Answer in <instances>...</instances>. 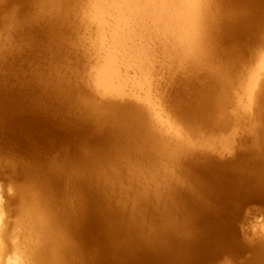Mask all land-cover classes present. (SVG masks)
Segmentation results:
<instances>
[{"label":"bare ground","instance_id":"6f19581e","mask_svg":"<svg viewBox=\"0 0 264 264\" xmlns=\"http://www.w3.org/2000/svg\"><path fill=\"white\" fill-rule=\"evenodd\" d=\"M71 1H72L71 4H74V3L78 4V2L80 3L79 5L81 6V8L83 10V11L82 10L81 11L84 13L85 20H87L86 23L88 22L91 25L93 24L96 27L95 29H97V32L95 33L96 35L93 32L92 33H88V35L86 34L87 36H90V35L92 36L93 35L92 37H94V36L96 37L95 38L96 40L93 39L94 41L92 40V38H89V40H92V42H93L92 49L95 46L94 45L95 41H96L95 44L97 45V46H95V49L97 48L95 51L98 54V56L96 57L97 58L96 60L99 59L98 60L99 62L97 61L98 62L97 63L95 61V58H94L93 62L95 61L97 65H95V62L90 64V65H93V64L95 65L96 68L94 66H92V67L95 68L96 72H95L94 68H92V67H91L92 68L91 70H93V71H90L91 73L89 72V70L86 69L87 68L86 66H88L89 63H86V65H84L86 68H84V69H83V67L81 68L82 71L85 72V69H86L87 70L86 72L89 73V74L86 73L85 76H87V75L90 76V77L93 76V81H92V79L88 80L87 77H85V79H87L89 81L88 85H87L88 87H91V86H89L90 81H92L94 83L93 84L94 88H92L93 86L91 87L92 89L89 88L90 91L91 90L93 91V89H95V87H96L98 92H96V90H94L95 91L94 94H96V93H97V95L99 93L103 94V97L101 95L100 96L98 95L99 99L107 98V100H108L110 97L114 98V97H112L114 95H117V97L119 96V98H120V96L121 97L122 96H126L125 93L127 91V88L129 87V84L132 83V85L134 87L136 86L139 89L141 88L140 90H144L146 92L142 91L145 94L144 95L141 92L143 94L142 95L140 93L138 94L137 91H135V90L133 91V92H135L134 95L136 97V101L139 100L138 103H136V101H133V100H132V103H126L127 102L126 99H124L125 102H123L122 100L121 101L118 100L120 102L111 101L112 100L111 98H110V101H107L106 99H103V101H100V100H97L95 97H91L90 95L89 96H85V94H84L83 96H85V98H84L85 101L81 100L83 98H80L81 102L79 103V105L81 106L80 109H82V105H84L86 107L87 112L90 111V114H87V113L86 114H87L88 117L90 116L91 119L87 118V117L85 118L84 116H83L84 118L81 117V120L82 119L83 120L84 119H86V120L89 119L90 122L87 120L89 122L87 129L80 128V127L78 128L77 127V126H81L82 125L81 123L83 122V120L80 121V117H79V119L76 117L78 114L74 115L80 121V123L77 121L79 123V124L77 123L78 124L76 126L77 128L75 127L74 123H73L74 126H73V124H72V126L75 127V128H73L71 126V128L68 129L67 127L70 125V123L68 124V126L65 124L67 126V127H65L67 130L59 128L63 132V134L65 136L71 137V138L73 137L74 139H71L72 141L76 140L75 137L82 138L81 139L82 140L81 145L83 144L85 139L87 140V142H86V140L84 142L86 144V146H87V143H89V141H90V143H91V141L95 142L96 145H97V143L99 144V147L96 148L94 143H91L90 146L94 148V149L92 148L93 150H89V147H83V146H81L79 148L77 146L75 148V150L77 149L76 150L77 153H79L80 166L84 170V173H85V175L87 177V182L91 186L92 195H93V209H92V212L89 213V211L85 210L83 212V214L80 216V218L75 223H73L71 220L68 219V207L67 206L64 207L65 202L67 203V201L70 200V198L68 197V199L65 200V202L62 201L64 203L62 205L60 200H61V198L66 199V197L65 198L61 197L60 198V196H59L58 198H60V200L59 199L57 200V202L59 204H58V206H55L53 204L54 201L52 202L51 198H50L51 193H53L52 192L53 188H52L50 183L42 182V180L40 179L41 177H39L41 175V173L40 174H39V172L36 173L37 172V168H36V171H35L34 170L35 168L32 169L29 164H27V166L29 165L30 167L29 166L28 167H22L23 169H21L20 167L19 168L14 167L13 164L15 162H17V161H15V159H14L15 157L14 158L12 157V160H10V161H14L13 164L11 162V164L13 166L12 168H14L15 170H16V168L21 170V171L24 170V173L21 172V171L19 173L18 170H17L16 172L18 173V175L19 174H21V175L25 174L26 178L31 179V177L33 178L34 173H36L37 175L39 174V176H38L39 179L38 178L37 179L40 180V181L34 182L36 180H34V181L33 180H31V181L29 180V181H26L24 185H21V184H23L22 181L24 179H21V180L19 179V177L21 175L18 177L19 180L15 176L16 177L15 179H17L18 181H21V184L19 182V185L21 187H19V190H18V196H19L18 198L20 200V206H19V208L17 210L18 213H19V219L18 220L16 219L17 220L16 228H13L14 224L11 226L10 222H8L9 224H7L8 226L9 225L11 226V229L14 230L13 232H11L12 231L11 229H10L11 231L9 230V227L6 228L7 226H4L5 225V217H6L5 216V206H4L5 202H3V198L0 196V264H90V262H92V264H218L219 262H217V259L220 256H222L223 252L225 253L228 249L230 250V253H231V251H233L232 253L235 252L234 254L237 256V258L239 256L236 254V251L237 252H241V253L242 252L244 253L247 250H251V252L254 251L252 253V256H250L251 255V253H250V255H249L250 257H248V258H244L243 259V257L240 256L241 259H243V260L240 261L238 264H264V240H261V238L263 236V233H264L263 232L264 231V228H263L264 226L262 225V228H263L262 236L257 238L259 243H256L257 240L255 239L254 240V244L255 243L256 244L255 245H253V244L250 245L251 243H253V240H252L253 238L252 239L247 238V234H245L243 232V231H245V232H247V231H246L245 228H242V226H243L242 224L244 222L243 223L241 222L243 220L244 221L247 220L246 214L241 213V211L244 210V209L242 210L241 207H242V205L243 206L245 205L244 203L246 202V200L248 201L249 199H253V200L260 199L262 202L264 201V134H263L264 133L263 132L264 128H262V127L260 128L262 130L261 133L262 132L263 133H262V135H261V133L259 134V130H260L259 126L260 125L258 123V121L260 119L262 120V117L259 116L260 118H259L258 121L256 119H254V118H256L255 115L258 114V113H255V111H254V113H255L254 116L255 117L252 115L253 116V118H252V116L250 115L252 109L249 111L250 113L246 109L247 111L246 110L245 111H246V114L248 113V115H244V113H245L244 112L243 113L244 116L240 117L241 115L238 112L235 113L234 110H232V106H231V109L228 107V106H230V105H228L230 102H232L235 99H237V97L235 96L236 94L238 95V98H240L239 96H241V93H243L242 95H245L248 98L247 102H246L247 103L246 106H248V108H250V107H253L255 104H257L258 105L257 108L259 107L260 111H261L260 115L261 116L264 115V75H262V74H264V52L260 53V51L259 52L255 51V54L257 52V55H258V53H260V56L258 55L260 58L257 61V62H259V65H258L257 62H256V64H254L255 61L257 60L256 58L253 59L254 60V63H253L252 56H251V62L253 64L250 63V65H255L256 68L253 66V69H252L253 71H251L249 68H247V70H249L248 72H250V74L245 70L246 68H244L245 74H249V75H247L249 77L245 76V77H247L246 80H245V77L243 75L244 71L242 70L243 72L240 73V74H242V75H240V77L243 76V78L241 77V80L244 79V81H241L242 84H240V90L241 91L239 90V88H237L239 90L238 92H241L240 94H238L237 89H235L236 88L235 86L240 81V79L237 80L238 82L234 81L235 83L232 84V85H235L234 87H231L232 85L230 84V83H232L233 80H236L238 78L236 76H238L239 72L236 71L237 73L236 72L231 73V74H233L232 77L234 75H236L235 76L236 78L234 77L232 79L231 76H230V78H229V76H226L227 74L225 73V71L227 69L224 70V71H222L221 69L223 68V66H224V68H227L228 66H231L233 64H241V62L233 63L234 59L232 60V58H233L232 56L230 58L233 61L232 62L233 64L232 63L228 64L229 62H231V60L229 59L228 56L231 53L232 54L234 53V55H235V51L234 50L237 49L238 45H240V46L242 45L243 46L242 48L246 49V47H248L247 44H249L250 40H249V42L247 41L248 43L247 42L243 43V44L247 43L246 44L247 46L243 45L241 43L242 41L238 42L239 40L238 41H234V39H233L232 42H231L232 39L230 41L228 40L230 43H233V44L235 42L239 43L237 46H236V43H235L236 49H233V50L231 49L232 52L229 51L230 49L228 47V49H229L228 51L230 53H228L227 50H224L226 46H229L228 42H227L228 45H225V47H224V45H223L224 42L221 41L223 44L222 43H220V44H221V46L223 45L222 47L224 49H222L221 47H219V48L224 50L222 52H227L226 56L228 55L227 56L228 58L227 57L226 58L228 60H230L229 62H225V63L222 62L220 57L223 58V56H225V55L222 56L223 53H221V54L218 53V56L221 55V56L218 57L220 59L217 58V54H215V53H211L210 54L211 50H215V51L217 49H218L217 51L220 50L219 48L216 49L218 43L217 42H216L217 44L215 43V41L217 39L220 41V38L217 37L215 39L214 38L215 37L214 36V32H215V34L219 33L220 36L225 35L227 37H233V38L236 37V36H239V39H240V36L244 37V35H246L247 37H246L245 40H248V36L249 35L250 36L253 35V32H252V34H250L252 28L256 24H259V25L262 24L261 22L264 21V0H225L227 4L228 3L230 4V2H231L232 5H234V6H232L230 4V6H232V7L228 8L229 4L227 6L226 5L225 6L222 5L224 7H227L226 9H229V10L228 11L226 10L227 12H224V13H222L224 10L223 11L222 10L221 11L218 10L217 11L218 14L215 12L216 10L213 9L217 2L215 1V3H214L213 0H0V11L6 13L5 15H3V17H2L0 22L3 23L2 26H4V27L5 26L6 27L7 26H11L10 28L14 29V27H16L17 24H19V23H21V24L25 23L26 24V22L29 21V23H30L31 22L30 20H32L34 18L35 19L44 18V17H41V16L44 15L46 12H49V14H50V15H48L49 17L46 18L47 15L45 16V18L47 20L49 19L48 20V24H46V27H47L46 29H48V28H50V27H48L49 25L51 27L55 26L57 24L56 22H59L60 20L65 18V17L62 16V18H59L60 20L58 21L57 20L58 17L56 18L54 16V14L52 12H50V9H53V7L55 9V7H56L55 12L58 11L57 13H60L59 11H61L60 15H62V14L65 15V12H64L65 8L64 7H65V5L67 6ZM220 1L222 2L223 0H220ZM225 1H223L224 2L223 4H226ZM235 2L238 3V4H236ZM213 4H215L214 7H213ZM217 5H219V3ZM217 5H216V9H217ZM72 6L73 5H71L70 7H72ZM67 8L69 9V6H67ZM232 8L234 9V11H231V10H233ZM222 9H224V8H222ZM74 10H75V8H74ZM51 11H53V10H51ZM69 12L72 14V12L70 10H69ZM221 14H223V15L225 14V15L222 17ZM219 15L221 16V18H220ZM0 16H2V15L0 14ZM67 16H68V14H67ZM70 16L71 15H69V17ZM53 17H55L56 19L53 18ZM77 17L76 18L72 17V18L77 20ZM79 17H80V15H79ZM81 18H82V16H81ZM81 18H78V19H80V21H81ZM219 18H220V20H219ZM44 20H43V23L45 22ZM85 20H83V22H85ZM40 21H39V23H40ZM67 21H69V20L67 19ZM62 22H64V24H65V21H62ZM39 23H36V24H39ZM81 23H82V21H81ZM36 24L35 25L34 24H30V25L36 26ZM64 24H63V26H64ZM69 24L71 25V23H69ZM60 25H61V22H60ZM70 25H68V26H70ZM76 25H79V24L76 23ZM84 25H85V23H84ZM34 26H33V28H32V26L31 27L29 26V28L27 27L28 29H26V30L27 31L35 30V32H37V34H38V31H40L42 28L39 26V28H41V29L40 30L38 29V31H37L34 28ZM43 26H44V24H43ZM59 26H57V27L59 28ZM37 27H38V25H37ZM89 27L87 26V28H89ZM52 28H54V27H52ZM83 28L84 27H81V28L79 27V29H83ZM87 28H84V29L87 30ZM44 29L45 28H43V30ZM79 29H78V31H79ZM43 30H41V31H43ZM50 30H52V29L50 28ZM50 30H48V31H50ZM59 30L61 31V29H59ZM62 30H66L67 31V26H66V29L62 28ZM256 30H255V33L256 34L260 33V37L257 35V37H259V38L256 39L257 38L256 37L255 39H251V42L253 40H256V42L259 41V39L261 40V38L263 37L262 34L264 35L263 32L261 33V31H263V29L262 30H257V32H256ZM55 31H57V30H54L53 32L55 33ZM60 31H59V33L58 32H56V33L60 34ZM69 31H68V33H69ZM61 32H62V34H64L65 31L64 32L61 31ZM73 32L71 30L70 33H72L73 36H77V35H74ZM79 32L83 33L82 30H80ZM87 32L88 31H86L85 33H87ZM89 32H90V30H89ZM18 33H19V31H18ZM46 33H44V36L47 35V37H48L49 35H48V33L47 34ZM50 33L51 32H49V34ZM220 33H222V34H220ZM10 34L12 35V33H9V35ZM40 34H42V33L40 32ZM55 34H54V37H57L58 35L55 36ZM247 34H249V35H247ZM33 35L36 36L34 32H33ZM65 35L68 36L67 32H66ZM80 35H82V34H80ZM51 36H52V34H51ZM62 36L64 37V35H62ZM69 36H71V35H69ZM254 36H256V35L254 34L253 37ZM4 37H6V36H4ZM31 37H30V39H31ZM47 37H45L44 40ZM60 37H61V35H60ZM60 37L58 36L57 38L60 39ZM63 37H61L62 40H63ZM68 37L67 38L64 37V39L66 38L68 40L70 38L69 39L70 41L68 40L69 44L67 45L69 47L71 39L75 38V37H72V38L71 37L68 38ZM139 37H140V39H138ZM7 38H8V36H7ZM155 38H157L158 41L160 40L163 43V45L172 52L171 54L175 55L174 57L179 58V61L183 60V59L184 60L187 59V62H188V60H191V64L193 65V67L191 69L194 68V63L196 64V67L199 64H202V66H204L203 65L204 63L207 64L205 60L210 57L209 55H211V57L216 55V57H214V59L217 58L218 61L220 60V62H222V64H221V65H223L222 68H220L217 72H213L214 70H216V67L212 68L213 71H212V69L210 67L209 68H205L204 73H201V74H205L206 79L204 80L200 76V78L203 79V80H201V79L200 80L202 82L201 85H203V84L206 85V83L208 81L211 82V80L209 78H208V81H207V76H206V74L209 73L208 70H211V73L212 72L215 73L214 75H216V77L213 76V75H210V74H209V76L215 77L216 81L218 80L217 81L218 83L217 82L214 83L215 81H214V78H213L212 82L215 84V86L213 85V83L210 84L211 87H207L206 86L207 88L200 90L198 93H194V94H196L194 97H192L190 95L193 92V90H191L192 92L189 91L190 92L189 95H190L191 98H189V96L187 98L186 92H188V90H186V92L183 93V94H185V98L182 96V98H184V99H182L179 96L177 97V95H175V94H174L173 98L176 96V98H178V103L179 104L184 100L185 103L183 101L182 104L183 103H184V105L187 104L186 107H188L192 111L195 110V112H193V114L195 113L197 115H202L199 118L203 119L202 117L207 116V115H205V112L207 114L206 110L208 108H210L211 106L214 107V108L217 107L216 106V105H218L217 101L218 100L220 101V98H222V101L224 99L225 102H229V101H226V99L227 98L228 99L231 98L232 96L231 97H228V96H230L233 92L231 91L232 93H230V91H229L230 95L227 93L228 94V96H227V94H225L226 90L228 91L229 89H231V90L235 89V91L237 93L234 91L236 93V94L233 95V97L235 96L234 100L230 99L231 101L228 104L226 103L227 106L226 105L225 106H226L227 109L229 108L230 111H232V115L231 116H233V114L235 113L236 115L235 114L234 115L237 117L236 119H238L239 117L241 118V119H238V122H239V120L241 121L243 118L245 119L246 116H247L246 120L249 119L248 120L249 123L253 122L254 120L257 121V122L254 121V123H258V127L257 126H253V124H252V126L254 128L256 127V129L257 128L259 129V130L255 129L256 132L258 133V135L255 132L254 133L255 137L253 136V134L250 135V136H253L259 142L252 143L251 142L252 140L248 139V143L247 144H249V142L254 144V145H252V147L250 146L251 148L250 147L248 148L245 145L246 142H247V138L242 137V139L244 138V140L241 142L242 139H240L239 137H241L240 134H242L243 131H244V130L242 131V129L247 128V127L243 128V125L247 124V122L245 121L246 122L245 123L242 120L241 122H243V123H241L242 125L240 124V126H242L241 127L242 129L238 128V130H241V131H238L237 129H235V127H232V129L234 128L239 133V137H237V138L240 140L241 143L244 142L243 145H245V147L248 148V151H245L246 152L245 154H241V153L239 154V152H237L238 154H236V156H234V159H233V157L229 158V154H227V152H225V151L221 152L220 154L218 153L219 154V158L216 157L217 154L215 155V152L216 151L219 152V150L215 151V149H214L215 157H213L214 156L213 154H212L213 156L210 155L211 153H213L212 149H210V151L207 150L208 154L201 153L199 150L201 148H203V146L207 147V148H208V146H210L209 148H213L214 147V146L211 147V145H210L211 142L209 143V139L208 138L210 137V134L206 135V137L209 136L207 138L208 142L206 140L207 143H204L201 140L200 141L202 143L201 142H200L201 144L198 143L199 139L203 138V137H201V135L208 130L207 128L211 129V128L215 127L214 124L218 125L217 123L221 122L223 120V118H224V117L222 118V116H225V121H226L228 119L226 117V115H225L226 113L224 114L222 112L224 115L222 114V116H221V114H220L221 110H220V112L218 114H216L214 112V114L221 116L222 120H219L217 118L218 121L216 123L215 122V120H216L215 118H214L215 120L213 118H210V120L211 119L214 120V121L211 120V122H213V123L210 122L212 124V126L214 125L213 127L210 126L209 122L207 123V124H209L208 127H206L207 126V124H206V120L207 119L205 120V118L203 119V121H205V122L202 121L203 124H201V120L196 117L197 115L196 116L194 115V118H196V120L199 119L200 120L199 121L200 124L203 127H206V129H207V130L205 129L206 131L204 130V132L203 131L201 132L200 131L201 128L200 129L197 128L198 127V125H197L196 128H197V130L198 129L199 130L198 131L196 130L197 132H195L194 133L195 135H194V134H192V130L195 131V129L192 127L193 124L191 126V124L190 123L188 124V121H187V124H188L187 126H190V127L187 128L188 130L186 129V126H185V124H186L185 120H187L188 112H190V110L188 109L187 114H184L185 112L183 113V111L181 112L180 109L182 108V106H181V108H178L177 107L178 106L177 101H175L176 104H177L176 107H175L174 106L175 102H173V98H172V96H170V95H172V94H170L171 91L169 92V97L171 99L170 98L169 99H170V102L172 100V102L174 104L170 103L169 109L172 108L171 111L175 110L176 114L174 113V116L177 115V112H176L177 108L179 109L178 110V114L180 115V117L183 116V115H184L183 118L186 115L187 116L184 118L185 120H183L185 122V124L181 122L182 120L179 117V115L176 116V118L178 117V119H180L179 121L182 124H184V125L180 124V128L177 127L178 125H176L174 123L175 119H173V121H174L173 123L175 124V126L172 123H170L169 122L170 119H168L167 117H170L171 114L170 115L167 114V117H166V115L163 113V112H166V111L161 110V108H163V107H161L159 104H158L159 106L157 105V102L153 98L154 96H152L153 94L151 95L152 90H150V88H149L151 85H148V84H150V82H148V80L150 79V81H151V78H149L150 77L149 73L152 70V64H151L152 63L151 62L152 61L151 60L152 49H151V47L153 45L152 44L151 46H149L148 44H150V42L151 43L154 42L153 39H155ZM221 38H224V37H221ZM6 39H4V40H6ZM52 39H53V36H52V38L50 40L49 39H47V40L50 41V43H51ZM59 39H57V40H59ZM157 39H156V41L154 43L157 42ZM8 40H9V38H8ZM10 40H12V39H10ZM24 40H25V38H24ZM26 40L28 41V39H26ZM54 40L56 41V38ZM62 40L60 42H62L63 45H61V46H62V48H64L63 47L64 46V42ZM87 40H88V38H87ZM222 40H224L226 42L227 39L225 40V38H224ZM242 40L245 41L244 39H242ZM2 41H3V39H2ZM46 41H44V42H46ZM48 41H47L46 44H49ZM59 41H57V42H59ZM73 41L77 42L78 40L74 39ZM73 41H72V43L75 44V42H73ZM81 41L83 42L84 40L80 39V42ZM262 41H263V39H262ZM19 42H21V41H18V43ZM57 42H55V43H57ZM92 42L90 41V43L88 42V44H92ZM27 43L29 44V41ZM32 43H33V48L36 47V49H38L37 45L36 46L34 45L35 41L32 42ZM53 43L54 42H52V44ZM55 43H54V45H57ZM65 43H67V42L65 41ZM77 43H76V45L72 44L73 46H75L76 49H77V47H76ZM85 43H86V41H84V43H83L86 46ZM157 43H159V42H157ZM255 43H254V47H252L253 45L250 46V44H249V46L252 49L254 48L255 50H258L260 47H258L257 43H256V45H257V47H256ZM79 44H82V43H79ZM220 44H218V46H220ZM233 44L231 45V47L234 46ZM258 44L259 45L261 44V47H262L263 43H259L258 42ZM29 45H31V44H29ZM82 45H80V48H82ZM84 45H83V47H85ZM20 46L22 47V45H20ZM67 46L65 45L64 49H68ZM91 46L92 45H89V47H91ZM164 46H162V47H164ZM29 47L27 49H30V52L32 51V53H36L37 51H39L41 49L40 48L37 51L35 50L33 52L34 49H32V45H31V48H29ZM70 47L72 49V46H70ZM78 47H79V45H78ZM18 48H16V49L18 50ZM60 48L61 47L59 45L58 51L61 50L60 52L67 53V52H65L67 50H64L62 48L60 49ZM75 48H73V49H75ZM86 48H83L82 50H84V49L86 50ZM166 48H164V49H166ZM242 48L237 49V51L239 52V50H241V52H243ZM1 49H2V47H0V50ZM16 49H14V50H16ZM245 49H244V51H245ZM263 49H261V51H263ZM45 50H47V49H45ZM45 50H44V52L47 54L49 51L47 50V52H46ZM69 50H68L67 54L70 55L69 58H71V55L75 51L73 53H71ZM91 50H90V52H92V53H90L89 55L87 54L88 56H90V55L92 56L94 50L93 51H91ZM20 51H22V50H19L18 52L20 53ZM27 51L25 53H27ZM42 51H39V52H42ZM51 51L52 52H50V53H52V57H53V54L56 53V59H54L53 61H56V63H57L58 57L60 58L58 61L62 60L61 57L59 56L60 52H59L58 57H57V52L58 51L57 52H54V50H51ZM86 51H88V52H86ZM86 51H85L86 53H89V50H86ZM217 51H216V53H217ZM16 52L13 55H15ZM44 52H42V54ZM82 52L84 53V51H82ZM96 52L94 53V55L96 54ZM22 53H23V51H22ZM75 53H74V55H75ZM79 53L81 54V52H79ZM86 53H84V54H86ZM245 53H246V51H245ZM245 53H242V57L244 55L243 58H241L240 54H239V57L241 58L240 61H242L243 59H246L245 56L247 54L245 55ZM30 54H29V56H30ZM36 54L39 56L38 53H36ZM67 54H62V55L66 56ZM80 54H78V55H80ZM171 54H169V55L171 56ZM21 55L22 54H20V56ZM37 55H32V58L30 56L29 60L31 58V61H32L34 56L36 57L35 59L37 60ZM68 55L66 57H68ZM76 55H77V53H76ZM206 55H208V57ZM250 55H253V54H250ZM257 55H256V57H257ZM20 56L18 55L17 59ZM44 56H45V54L42 55V57H44ZM49 56L50 55H48V57ZM84 56L87 57L86 55H84ZM254 56L255 55H253V57ZM48 57H46V59L45 58L44 59L47 60ZM66 57H64V58H66ZM80 57H81V55H80ZM85 57H83V59ZM236 57H238V55L235 56L234 58H236ZM27 58H28V54H27L26 57H24V59L26 60ZM171 58L172 57H170V59ZM226 58L224 57V59H226ZM35 59L33 60L34 64L29 63L30 61L28 62V59H27V61L23 60L24 61L23 63L26 64V62H27V63H29L28 65L31 64V66L33 68V66L36 65L35 63H37L39 61H42V58L41 59L38 58V61H35ZM88 59H89V57H88ZM88 59L85 58L84 61H86V62L88 61L89 62ZM170 59H168V60H170ZM1 60H2V58H1ZM11 60H13L12 57H11ZM21 60L19 58L20 62H21ZM71 60H73V59L71 58ZM71 60L66 61V62H70ZM75 60L76 61H78V60L81 61V58L78 59V60L77 59H75ZM246 60H248V62H249V59H246ZM4 61H5V59H4ZM6 61H8V60H6ZM9 61H10V59H9ZM53 61H52V64H53L52 67L53 68L51 67L50 64H48V63L47 64L50 65L49 67H51L54 70L49 69L48 65L46 66L47 69L49 71L52 70V72L55 71V69L57 70V67H56L57 65H55L56 63L53 62ZM90 61H92V60L90 59ZM176 61H178V60L175 59V61H174L175 65H177ZM218 61H217V63H220ZM223 61H225V60H223ZM237 61H239V60L237 59ZM12 62L14 63V61H12ZM42 62L45 63L44 60ZM49 62L51 63V60H49ZM73 62L74 61L71 62L72 65H70V66H73ZM183 62H185V61H182V66L181 67H180V65H181L180 63L181 62L179 63L180 65L178 64L177 66H179V68H182V67L185 68L183 66ZM192 62H194V63H192ZM23 63H20L19 67L23 66V65H21ZM71 63H66V64L69 65ZM78 63L76 62L74 64L77 65ZM10 64L13 65L12 63H9L8 65H10ZM62 64H64V63L63 62L59 63V67ZM66 64H65V66H66ZM170 64H173V63L171 62ZM187 64H189V63H187ZM191 64H189V65H191ZM210 64L212 65L213 63H210ZM224 64L225 65L227 64L228 66L226 65V67H225ZM40 65H41V63H40ZM54 65H55L56 68H54ZM243 65H244V63H243ZM245 65H244V67H245ZM250 65L248 64V66H250ZM1 66L3 67V65H1ZM16 66H17V64H16ZM25 66H27V65H25ZM41 66L40 67L43 70V68H44L43 64ZM63 66H61V67H63ZM208 66H210V65H208ZM208 66H206V67H208ZM5 67H3V68H5ZM46 67L44 69H46ZM73 67H71L72 68L71 73L74 71L73 69H76L79 66L77 65L76 68L75 67L73 68ZM218 67H220V66L218 65ZM16 68L18 70V66L15 67L14 71H17ZM34 68H35V71H38L36 69H39L37 65ZM64 68H60V69L58 68L59 72H61V69H63L66 72L67 68H69V70L67 69V71H70V67L69 66L67 68H65V69ZM89 68L90 67H88V69ZM134 68H135V70L137 72H139L138 75L140 77L139 78L137 77V79H135V77L137 76V75L135 76V74H134V76H135L134 78L132 76L133 79L130 78L131 77L130 73H128V74H130L128 76H127V74H125V69H129L130 70V69H134ZM5 69H7V68H5ZM8 69H10V68H8ZM8 69L6 71H10ZM21 69H24V68H21ZM19 70H20V68H19ZM186 70H187V72L190 71L189 68H186ZM229 70H230V68H229ZM14 71H13V74L15 73L16 75H19V76L23 75V77H21V78L30 77L29 75L31 74V72L28 69H27V71L23 70L24 72H22V70H20L22 72V74H19V73L17 74ZM35 71L33 70L32 72H35ZM39 71H41V69H39ZM39 71H38V73H41L44 70L41 71V72H39ZM79 71H80V68H79ZM191 71H192V73H194L193 71H195V70L193 69ZM199 71H202V70H199ZM2 72H4V71H2ZM25 72L26 73L30 72V73H29L28 76H26L27 74ZM57 72H58V70H57ZM75 72L76 71H74V73ZM92 72L94 73V75L91 76V74H93ZM181 72H182V69H181ZM183 72L187 73L185 71V69H183ZM4 73H1V75L4 74ZM23 73L26 74L25 77H24ZM79 73L80 72H78L75 75L78 76ZM196 73L197 72H195V75H198V76L201 75V74H196ZM13 74L11 73L10 77H12ZM44 74L45 73L43 72L42 75H44ZM51 74L50 73L48 74V76L50 78L47 76V74L45 75L46 77H48L49 81L53 77L52 76L53 74L52 75ZM55 74H56V71H55ZM82 74H83L82 77H84V73H82ZM82 74L80 73V75H82ZM183 74H182V76H183ZM5 75L6 74H4L3 76H5ZM31 75H32V77H34L36 74L34 75V73H33ZM65 75L63 74L62 76H64V80H66L65 81V85L67 86V83H69L67 81H70L67 78H69V76L71 74H70V72L69 73L67 72V75H66L67 77H65ZM176 75H178V74H176ZM180 75L181 74H179L178 76H180ZM187 75H190V74L187 73ZM6 76H8V75H6ZM39 76L42 77L41 74ZM45 76H43L42 78H46ZM55 76L56 75H54V77ZM58 76H59V74H58ZM62 76H60V77L62 78ZM74 76H72V79L74 78ZM184 76H186V74H184ZM40 77H39V79L37 78V81L38 80L39 81L38 82L36 81V82L37 83L40 82L41 85H43L45 87V85L48 84L49 81L45 83L44 80H42V79L40 80ZM54 77H53V79H54ZM60 77L55 78L54 80L59 82V81H61L59 79ZM78 77H80V76H78ZM90 77H88V78H90ZM202 77H204V75ZM12 78H9V80L10 79L12 80ZM16 78L19 79L20 77L16 76ZM16 78H14L15 81L17 80ZM76 78L77 77L74 78L75 81H77ZM177 78H179V77H177ZM186 78L189 79V77H186ZM186 78L184 80L188 81V79H186ZM195 78H196V76H195ZM2 79L3 78H0V80H2ZM26 79L28 80V78H25V80L22 81V82H25V81L28 82L32 78L29 79L28 81ZM57 79H59V80H57ZM74 79H73V81H74ZM78 79H83L85 81V82L82 83L83 85L86 84V82H87L84 78H78ZM181 79H180V81H181ZM4 80H6L5 77H4ZM45 80L47 81V79H45ZM83 80H81V81H83ZM177 80H179V79H177ZM177 80H176V82L178 83ZM197 80H198V82L200 81L198 78L196 79V81ZM229 80H231V81H229ZM15 81H13V83ZM31 81H33V79ZM34 81H35V79H34ZM53 81L50 82V83L53 84ZM75 81H74V85L69 86L71 88H69L67 86L68 90H66V91H69V89H72V87L75 86L76 83H78V85L80 87V83L79 82H81V81L78 80V82H76V83H75ZM186 81H183V84H181L182 87H185L183 85H184V82H185V85H186ZM203 81L204 82L207 81V82L203 83ZM22 82L20 81V84H19V81H16V83H18V86L20 85V87H21V83ZM198 82H196V83H198ZM174 83H173V85H174ZM4 84H6V81L4 82ZM15 84H13V86H15ZM31 84H32V82H31ZM33 84H32V86H35V84L34 85ZM57 84L60 85V83H57ZM187 84L189 85V81H188ZM7 85H8V83H7ZM23 85H24V83H23ZM58 85H57V87H58ZM68 85H71V84L69 83ZM179 85L180 84H176L175 86H172V84H171L172 87H176V88L177 87L179 88L181 86V85L180 86ZM190 85H192V82H190ZM208 85H209V83H208ZM229 85H231V86L228 87ZM11 86H12V83H11V85L9 87H11ZM32 86H30V87H32ZM43 86H41L42 89L44 88ZM61 86H64V84H61ZM61 86H59V87H61ZM87 86L85 85L84 87H87ZM133 86L130 85V88L133 87ZM23 87H22V89H20V91H19L20 93L22 91H24L22 93H25V89L23 90ZM25 87H26L27 90L30 89L31 94L36 92V91L31 90L32 88H27L28 87L27 85H25ZM38 87H39V89L41 88L40 85ZM48 87H50V86H48ZM55 87H56V84H55ZM59 87L57 89L59 91L60 90L62 91L63 88L61 87V89H59ZM88 87L87 88L80 87L79 89H77L78 87L75 86L76 89H72V90H75V92L77 93L78 91L80 92L81 89H85V92H86L87 91L86 89H88ZM136 87H135V89H137ZM187 87H189V86H187ZM187 87H186V89H189ZM193 87H191V88L193 89ZM1 88H2V85H1L0 89ZM6 88L7 87H5V89ZM18 88L16 86V88H14V91H15V89H18ZM33 88H35V87H33ZM53 88L52 89L51 88H49V89L47 88L49 90V91L48 90L47 91L51 92L52 90H54ZM151 88H152V86H151ZM169 88H171V87H169ZM227 88H229V89H227ZM39 89H38V91H39ZM177 89L173 88V90H175L174 93L176 92ZM11 90L12 89H10V94H11V92H14L13 90L12 91ZM35 90H36V88H35ZM58 90H55V91L57 92ZM72 90L70 92H74ZM76 90H78V91H76ZM140 90H139V92H140ZM184 90H185V88H184ZM30 91H28L29 93L26 91V95H29V97L32 96L30 94ZM47 91H44L43 95H45V93ZM129 91L131 92V90H129ZM149 91H151V92H149ZM179 91H183V89H180ZM179 91L177 90L176 93L178 94ZM0 92H2V91H0ZM4 92H6V90L5 91L3 90V92L0 94V98L2 96L6 97L8 95L7 94L8 92L5 93V94H4ZM82 92H83V90L81 91V93ZM62 93H63V95L66 94L63 91H62ZM69 93L67 92L68 95H71ZM74 93L72 95H74ZM88 93H90V92H88ZM88 93L86 95H88ZM17 94H18V92L16 93V95ZM47 94L49 95V93H47ZM56 94H58V93H56ZM78 94L81 95L80 93H77L76 95H78ZM94 94L92 93L93 96H94ZM109 94H111L112 96H110ZM129 94L130 93H128V95ZM131 94H133V93H131ZM183 94H181V92H180L178 95H183ZM14 95H15V93L12 94V96H13L12 100L16 98V97L14 98ZM20 95H21L20 97L23 96V94H20ZM41 95H42V93H41ZM48 95H47L46 98L49 97L51 102H52V100H55L53 102H56V100L59 101L58 97H57V99H56V97H53V95H55L54 93H53V95H51V94H50V96H48ZM105 95H109V98L108 97H104ZM33 96H34V94H33ZM37 96H39V94ZM51 96L53 98H55V99H51L52 98ZM65 96L67 97V95H65ZM65 96H64V100L66 99L67 101H64V102L60 103V105L62 104L63 107H64L63 103H65V102L68 103L69 100H70L71 103L68 104V106H70L72 104V102H73L71 100L72 98L68 99ZM83 96L81 95V97H83ZM77 97L78 96H76V99H77ZM88 97H90V98L88 99ZM100 97H102V98H100ZM128 97L130 98L131 96L129 95ZM218 97H219V99H218ZM33 98L29 99V102H31V100L33 101L34 100ZM43 98H45V97H43ZM61 98H62V96H61ZM73 98H74V96H73ZM124 98H126V97H124ZM2 99H3V97H2ZM179 99L181 100V102H179ZM186 99H188L187 100L188 103H186ZM240 99H242V98H240ZM21 100H23V99H21ZM73 100H74V102L78 101V99L75 100V98ZM105 100H106V102H104ZM114 100H115V98H114ZM128 100H130V99H128ZM189 100H190V102H189ZM239 100L237 99L235 101L238 102ZM24 101L28 102V100H24ZM45 101L47 102V101H49V99L48 100L45 99ZM61 101H63V99ZM82 101H84L85 104L82 103ZM34 102L32 103V106L29 105L30 107H33L32 111L28 110V111H30V112H28L27 109H26V112L29 113V114H25V113L21 114V113H18V111L20 110V111L24 112V109L26 107L23 110H21V108L19 110H16V109L19 108V107L17 108V106L15 105L17 103H14L15 107H12L13 103L11 104L10 99L7 98V99H5L4 104L0 106V115L1 114L3 115V117H4L3 119L5 121H11V120L13 121V120H17V119H21L22 118L23 121L29 120V121H32V123L33 122L34 123H38L39 122L40 124L41 123H45V124H47L49 126L54 125L53 122L58 119V118L56 119L57 113L55 115L54 112H52V111H55V110L53 109V110L50 111L55 116V119L52 117V119H53L52 120L51 119V115L52 114L50 113V116L47 114L48 111L51 109V106H48V107L44 106L45 105L44 101H39L40 105H43V107H45V110L48 109V111H46L47 113L44 111L46 113L45 114L43 111H42L43 113L40 112L41 110L39 111V108H42V107L39 105V108H38V105H37L38 103L35 104ZM237 102H235V103L237 104ZM239 102H241V101H239ZM2 103L0 102V104H2ZM41 103H44V104H41ZM58 103L56 102V104H58ZM221 103L222 102H220V104ZM232 103H234V102H232ZM33 104H35V105L33 106ZM76 104H78V102H75V107L73 105L74 108H76L78 106ZM223 104H225V103H222L221 106ZM241 104H242V102H241ZM49 105H53V104H49ZM60 105L58 104V106L57 105H54V106L60 107ZM231 105H233V104H231ZM239 105L240 104H238V106ZM19 106H21L20 103H19ZM27 106H28V104H27ZM54 106H52V108H54ZM68 106L66 107V109L64 108L65 111H67V110L69 111ZM173 106H174V108H173ZM218 106H220V105H218ZM241 106H243V105H241ZM46 107H47V109H46ZM63 107L62 108L60 107V109H59L60 112H62ZM223 107L224 106H222V108ZM233 107H235V105H233ZM236 108H237V105H236ZM77 109L79 110V107H77ZM77 109H76V111L78 113ZM163 109H165V108H163ZM184 109H186V108L184 107ZM227 109H225V107H224L222 109V111L224 110V112H225V110H226V112H227ZM229 109H228L227 113H230ZM238 109H239V107L237 108V110ZM86 110H84V111H86ZM237 110H235V111H237ZM57 111H58V109H57ZM168 111H170V110H168ZM242 111H244V110L242 109ZM260 111H259V113H260ZM60 112L58 113V115L59 114L62 115V114H65V113H66V115L68 114V112H65V113H60ZM216 112H218V110ZM256 112H257V110H256ZM167 113H169V112H167ZM180 113L183 114V115H181ZM252 113H253V111H252ZM79 114H81V113H79ZM193 114L189 113V116L192 115V118H193ZM237 114H239L238 115L239 117L237 116ZM82 115H84L83 114V110H82ZM249 115L251 117L248 118ZM70 116L72 117L73 115L71 114ZM78 116H81V115H78ZM208 116H212V115L208 114ZM231 116H228V117L232 118V120H236L235 118L233 119V117H231ZM57 117H60V116H57ZM61 117H64V116L62 115ZM171 117L173 118V116H171ZM64 118H62V119H64ZM188 119L190 120V117ZM250 119H253V121H251ZM70 120H72V118ZM70 120L68 122H70ZM196 120H195V122L197 124H199ZM61 121L63 122V120H61ZM64 121H65V119H64ZM75 121L76 120L74 119L73 121H71V123L75 122ZM20 122L22 123V121H20ZM55 122L57 123L58 121H55ZM189 122H191V121H189ZM193 122H194V120H193ZM226 122H227V125L230 124V123H228V120ZM230 122H231V120H230ZM259 122H260V124L262 123V121H259ZM0 123L2 124V123H4V121L2 122V120H1ZM17 123H19V122H17ZM17 123H16V125H17ZM26 123H28V121ZM61 123H59V125ZM64 123H67V122L65 121ZM87 123L84 124V125L87 126ZM4 124L6 126V123H4ZM204 124H206V126H204ZM7 125H9V123H7ZM22 125H24V124H22ZM29 125H30V127H32L31 124H29ZM219 125H221V124H219ZM1 126L2 125H0V130L2 131L3 126L2 127ZM86 126H84V127L86 128ZM182 126L183 127L185 126V129L188 131V135L183 129H181ZM231 126L229 125V127H231ZM24 127L25 126H23L21 128H24ZM33 127L37 128L36 125L33 126ZM41 127L42 126L40 125L39 128H41ZM43 127L45 128V126H43ZM191 127H192V130L190 131L189 129ZM194 127H195V123H194ZM199 127H200V125H199ZM222 127L224 128L225 126L223 125ZM222 127H220V128L223 129ZM229 127H227V128H229ZM236 127H237V125H236ZM18 128L20 130V127H18ZM47 128L48 127H46V129ZM51 128L52 129L54 128L55 131H56V128L58 129V126H56V128L54 126L51 127ZM220 128H218V131L221 132V133L218 132L219 136L215 132H213L217 128H215L213 131H211V133L213 132V133L216 134V136H218V138L216 137L217 139H219L220 137H221L220 139L225 138V133H227L228 131L231 130V129H229V130L227 129L228 130L227 131V130L223 129V132H225V131L226 132L222 133ZM251 128H250V130H251ZM254 128H252V129H254ZM6 129H7V127L5 128V130L3 129V131H6ZM26 129H25V131H26ZM46 129H45V131H46ZM82 129L88 130L89 134L86 133L87 131L83 132ZM21 130L23 132V129H21ZM49 130H50V128H49ZM199 131L202 133V134L199 133V134H201V135H199L200 137L197 136ZM236 131H233V132L236 133ZM28 132H30V131H28ZM189 132L191 133L190 134L191 136L189 135ZM240 132H242V133H240ZM245 132L247 133V130H245ZM248 132L250 133V131H248ZM253 132H251V133H253ZM15 133H17V131ZM35 133H36V130H35ZM48 133H49V131H48ZM213 133L211 135L212 136L211 138H213L215 136ZM22 134H21V136H22ZM26 134L28 135L29 133H26ZM31 134L33 135V132ZM49 134L51 135V133H49ZM221 134H222V136H220ZM247 134L243 133V136L247 135ZM14 135H16V134H14ZM14 135H13V137H14ZM57 135L59 136V134H57ZM64 135H63V138H61V139H65ZM83 135H85L87 137H85ZM232 135H234V133ZM47 136H48V134H47ZM47 136H46V138H48ZM195 136L197 137L196 138L197 140L194 138ZM248 136H249V134H248ZM198 137H199V139H198ZM228 137L229 138H227V139L225 138L227 141L229 140L228 143H226L227 141L224 140V142L226 144H224V146L222 144V146L225 147L224 150H226V149L229 150L230 149V145L229 144L233 143V141L236 140V138L234 139L230 134H228ZM253 137H251V138H253ZM16 138H18V137H16ZM57 138H59V137H57ZM203 139H205V137ZM217 139H215V140L217 141ZM220 139L218 140L219 144H217L218 142H216V144H215L214 143L215 141H213V143L215 145H218V146L221 145V142H223V141H220ZM81 140L78 141L79 144H80ZM239 140L237 141L238 143H240ZM245 140H246V142H245ZM29 141H30V139H29ZM51 141L52 140H50V142ZM54 141L57 142V140H54ZM72 141H71V143L74 142V141L73 142ZM36 142H38V141H36ZM50 142H49V145L51 144ZM234 142H236V141H234ZM255 142H256V140H255ZM62 143L64 144V141H62ZM30 144H32V143H30ZM68 144H70V143H68ZM199 144L200 145L203 144V146H200L201 148H199ZM42 145H44V144H42ZM49 145H47L48 148H51L52 145H51V147ZM240 145H241V147L244 148V146H242V144H240ZM47 146H45V147H47ZM64 146H66V144ZM27 147H28V145H27ZM61 147H63V146H61ZM197 147L199 148V150H197L198 149ZM28 148H26V150H28ZM31 148H34V147H31ZM31 148H29V149H31ZM52 148H54V147H52ZM55 148L56 149H60V147L58 148V146H55ZM233 148H236V147H234V145H233L232 149H230L229 151L232 152ZM71 149H72V147H71ZM203 149H204V151L206 150V148H203ZM236 149H238V148H236ZM31 150H28V151H25V152H30ZM36 150H37V148H36ZM60 150H58V151H60ZM68 150H69V152L72 151V150L70 151V149H68ZM68 150H66L67 153H65L67 155L70 154L68 152ZM34 151L35 150H33V152ZM51 151L52 150L50 149L49 153ZM54 151L56 152L55 153L56 155L54 154V156L57 158L56 160H58V158L62 157V154H64L63 151L61 150L62 154H61V156L58 157L57 156V152L58 151H56V150H54ZM54 151H53V153H54ZM236 151H238V150H236ZM34 153H36V154H34ZM34 153L30 152L29 154H33L31 156L37 155V152H34ZM46 153H48V151ZM49 153H48L47 156L45 155L46 159H47V157H49V155L53 154L52 152H51V154H49ZM224 153L228 155V159H225L224 161H220L222 159V158L220 159V155L221 154L224 155ZM242 153H244V152H242ZM39 154H40V152H39ZM67 155H65V156H67ZM123 155H124V157H122ZM125 155H126V158L128 156L131 157V158H134V159L136 158V161L141 159V160H139V161H141L139 163L142 164V163L145 162L144 165L146 164V167H147V164H148L147 161H149V160L151 161V158L154 159L153 157H155V159L152 160V161H155V160L158 159L157 160L158 163H157V161H155L156 163L153 164V165H155L154 167H156V168L158 167V169H159L160 167L164 166L165 169L163 170V168H164L163 167L162 168L163 171L161 170L162 173H164V171H165V173L163 175L168 176L170 180H172L170 177L173 176L176 180H174V178H173L172 183L174 181L176 183V181L180 180V179H181V181L183 183H177V184L174 185L170 181L171 185L172 186L174 185V186L169 191L170 186H168L167 184H165L166 182H164V181H167L169 183V179L165 180V178H167L165 176L164 181L162 182L163 179L160 181V178H158V177L163 176L162 173H161V176H160V174L158 175L157 174L158 172L152 166V169L150 168V171L152 170L153 174L156 173L157 175L155 174L154 176H158L157 177L158 180L160 181V183L162 182L161 183L162 188H161L160 183L158 184L157 183L158 181H157L156 183L158 185H160V186H157V187L155 186L152 189L151 188L152 186L149 187V185H151L153 183V181L151 183L150 180H152L153 179L152 177H154V176H151V179H149L150 175H153V174H151L152 172H150L148 170L149 171V175L147 176L148 172L147 171H142L145 166L142 164L144 167H143V169H141L142 165L139 164V163L136 164L135 160L130 158L131 160L134 161L133 164H136V167L134 165V167H135L134 169H136L137 165L139 164L138 165V169L139 170L141 169V170L140 171L138 170V171L139 172L142 171L141 172L142 176L139 175L140 178H144L145 174L143 172H145V173L147 172V174H146L147 177H145L144 180L146 178H147L146 180L149 179V182L147 181V183H149V185L143 179H142L143 180L142 181L139 178V180L141 182L140 181H138V182H140V184L142 182H143L142 184L146 183L145 184L146 189L142 188V187H144L143 185H139V186L143 190L145 189V191L148 189L147 188V186H148L149 187V189L147 190L148 193L151 191L150 193H154V195L156 196V200L153 201L154 204H151V198L154 195L151 198L149 197V199L148 198L146 200L144 199L145 200L144 201L142 199L146 198V197H143L141 199V196L149 195V194H144L147 191L144 192L143 190L141 191L139 189V191H141V192H137L136 193V191L131 190L132 188L131 189L127 188L128 182L130 183V181H132L131 182V184H132L133 180L136 179L138 174L136 175L137 171L134 170L135 171L134 172L133 169H132V172H134L133 175L135 174L136 176L134 175L132 177H135V178H131L130 179L131 175L129 177L128 173L131 170L129 169V167L133 168V164H132L131 161H130V164H132V165H129V163L124 161L125 160L124 159ZM23 157H25V156H23ZM41 157H42V155H41ZM41 157H39V158H41ZM43 157H44V154H43ZM51 157H52V155H51ZM51 157H49V158L51 159ZM55 157L52 158V159H55ZM121 157L124 160H119ZM223 157H225V156H223ZM19 158L22 161L21 156ZM44 159L42 158L43 161H44ZM7 160H9V159H6L5 162H4L6 165L8 164ZM16 160H18V158ZM42 160H40V161H42ZM164 160H166L167 162H164ZM21 161H19V162H21ZM34 161H32V163H30V164H34L35 163ZM37 161L40 162L38 160V155H37ZM37 161H36V163H37ZM117 161H119V162H121V161L123 162L124 161L125 163H127L129 165V167H128L127 164H126V167H125L126 171H124L123 167H121V168H123V170L121 169L120 172H119L118 169L116 170V168L114 166L112 167V164L114 163L113 165H116L115 162H117ZM150 161H149V163H150ZM25 162L26 161H24V163ZM122 162H121V164L123 165L124 163H122ZM159 162L166 163L165 164L166 166L163 165L164 163L162 164L163 166H161V164ZM152 163H154V162H152ZM152 163H150V164H152ZM183 163H185V167L186 168L185 167L183 168V166H184ZM17 164H19V163L17 162ZM37 164H36V166H37ZM121 164L119 163V166ZM158 164H160V166H157ZM19 165H21V164H19ZM8 166L9 165H7V170H6V167L5 168L3 166L2 167H3V169H5V171H11L10 170L11 165H10V168ZM16 166H18V165H16ZM23 166H25V165H23ZM39 166H37V167H39ZM119 166H117V168L120 169ZM139 166H141V168H139ZM148 166H150V165L148 164ZM146 167H145L144 170H147ZM176 167H177L178 170H176ZM189 167H190V169H189ZM42 168H43V164H42ZM112 168H113V171L115 169V171H117L119 174L122 171L123 172L122 175L125 174V172H127L129 170V172L126 173V176L128 175L127 176L128 178L125 175H124L125 177L121 176L122 178H125V184H123V180L124 179H122V178L120 179V177H119V179L122 180L121 183L124 186H126V191H124V192L122 191V192H123V194L125 192L130 193L129 190L127 191V189H130L132 194L134 192V195H135V193H136V195L139 194V193L143 194V195L140 196V199L137 197V204H138V200L139 201L142 200L141 202H144V204L143 203L140 204V202H139V204H140V205H138L139 206L138 207L139 213L134 212L133 204H132V207H130V208H132L131 210L128 209V207H129L128 204H127L128 207L127 206L121 207L122 205L120 203H118V201H117L118 199L115 200L116 196L114 197V195H111L110 190H113V189L109 185H111L113 183L115 184V183H117L119 181V180L116 181V179L118 178L119 174L117 172H112ZM127 168H128V170H127ZM40 169H41V166H40ZM160 169L158 170L159 173H160ZM193 169H196L197 178L198 179L201 178V179H199V181L201 182V184H202V186L204 188V193L202 194L201 201H200V203L198 204V206L194 210L187 208V206L183 202L178 200L177 197H176V192L181 187H183L185 184H187V181L189 180V174L192 172ZM16 172H14V175L17 174ZM115 173L118 174V175H116ZM113 174H115L114 177L117 176L115 178L116 182L114 181L113 183L110 184L109 181H111L114 178V177H112ZM177 174L180 176V179L177 177ZM183 176L184 177L187 176V177H185V179L181 178ZM23 177L24 176H22L21 178H23ZM157 178L155 179V177H154L155 181L157 180ZM128 179H130V181H128L127 185H126V181ZM107 180H109V181H107ZM121 183L119 181V183H117V184H120L122 186ZM170 183H169V185H170ZM114 184H113V188H114V186L117 185V184H115V185ZM157 184H153V185H157ZM19 185L17 183V186H19ZM120 185H119V187L118 186L117 187L120 188ZM165 185H167V189L170 192L169 195L166 194V192L164 193L167 197L162 192V189L166 190V188H165L166 186ZM131 186H134V184L131 185ZM118 188L115 189L116 192H119L122 187L120 188L119 191H117ZM133 188H139V187L136 186V187H133ZM154 188H155V190H154ZM108 189H110L109 193H108ZM152 190H153V192H152ZM165 190H163V191H165ZM55 194H52V195H54L53 197H55V199H56L57 196H55ZM116 194L118 195V193H116ZM123 194L120 192V195H122L121 197L124 196ZM130 194H129V196L127 194V200L131 198ZM125 196H126V194H125ZM128 197H130V198H128ZM124 198H126V197H124ZM10 199H12V198H10ZM13 200H15L14 197L11 200L12 203H13ZM129 201L130 200H128L126 202L130 203ZM131 201H132V199H131ZM9 202H8V206H9L8 210L10 211V208H12L13 210H11V211H13V212L15 211L16 212V209L14 210V206H13L15 204V202H14V204H12L10 202L13 207H10L11 204ZM249 202H250V200H249ZM68 203H70V201ZM116 203H118V206L120 204V206L118 207ZM247 204H248V202H247ZM135 208H136V206H135ZM105 210H107L109 212H112L113 216H114V223L112 224V227H111V234H112L113 238L120 239L121 236L123 237V239L121 240V242L118 245L115 244V243H109L107 240L103 243V245H101V237L105 236V234H106V228H105V224L103 222V213H104ZM11 213L12 212H10V214ZM239 214H242L243 216L245 215L246 218L243 217V218H241V220L239 218V221L241 223L235 224V223H237L236 222V220L238 219L237 217H241V216H238ZM6 215H8V214H6ZM9 217H11V216H9ZM12 217H15V215H13ZM7 218H8V216H7ZM10 219H12V218H10ZM10 219L9 220L6 219V220L11 221V222L14 223L15 220H10ZM13 219H15V218H13ZM164 225H179L180 227H179V231L176 233V235L174 237L173 236H168V235L164 236L163 239H164V242H165V246L164 247H160L158 243L153 242V241L149 240L148 238L151 237V236H158L160 234L161 226H164ZM236 227H238V228H236ZM236 229L240 230V232H241L240 235L243 232V235L239 236L237 234V233H239V231L237 232ZM9 238H10V240L12 239V242H9L10 245L8 246L9 248L11 246V249H8V251L12 250L11 252H8V251L5 250V248H8V247L5 246V244L8 241H10ZM246 238H247V240L248 239L251 240L250 241L251 243H249V241H247ZM242 239H245V240H242ZM245 241H247V243L249 245L244 243ZM11 243H12V245H11ZM83 250H85L84 253H83ZM229 250H228V252H229ZM80 251H82V253L84 255H81ZM9 253L10 254L13 253V255H10ZM219 254H221V255L219 256ZM9 255L12 256V257H10ZM241 259H239V260H241Z\"/></svg>","mask_w":264,"mask_h":264},{"label":"rangeland","instance_id":"374dc122","mask_svg":"<svg viewBox=\"0 0 264 264\" xmlns=\"http://www.w3.org/2000/svg\"><path fill=\"white\" fill-rule=\"evenodd\" d=\"M215 1L217 2L216 5H217L218 3H219V5L222 3L220 6L217 5V9H216V5L213 4V7H214V5H215V7H214V8L212 7V8L216 10V11H215V10H214V11H215L217 14H218V12H217L218 10H219V11H221V10L223 11V10H224L222 13L227 12V11L229 10V9H226L227 7H224L225 5L227 6V5L229 4V3L227 4L225 0H223V1H225L226 4H223L224 2H223V1L221 2L220 0H218V1H217V0H213L214 3H215ZM220 2H221V3H220ZM227 2H228V1H227ZM71 3H72V1L67 5V6H69V9H68L67 6L65 5V7H64V8H65V9H64V10H65V11H64V12H65V15H63V14L60 15V14H61V11H59L60 13H57L58 11L55 12L56 7H55V9H54V7H53V9H50V12H52L56 18L58 17V19H57L58 21L60 20L59 18H62V16L65 17V18H63V19L60 20L59 22H56L57 24H56L55 26H56V27L59 26V25H60V22H61V25H60L61 27L59 26V28H58V27L56 28L55 26H52V27H54V28H52L50 25H49L48 27H50L53 31H54V30H57V31H55V33H56V32L59 33V31H60L59 29H61V31H63V32L65 31L64 34H62L61 31H60V34H58V33L55 34L52 30H50V28L46 29V28H47V27H46V24H48V20H49V19L47 20L46 18L49 17V16H48V15H50L49 12H46L44 15L41 16V17H44V18H40V19L37 18L38 20L34 18V19L30 20L31 22L33 21L32 23H31V22L29 23V21L26 22V24H25V23H22V24L19 23V24H17L16 27H14V29H13V28H10L11 26H7V27L5 26V27H4V26H2L3 23L0 22V33L2 32V33L0 34V44H1L0 47H2V49L0 50V55H1V56H0V71H1V72H0V78H3L2 80H0V87H1V85H2V88L0 89V91L3 92V90H4V91L6 90V92H4V94L8 92V93H7L8 95H7L6 97L2 96L3 99H2V97L0 98V100H1L0 102H1V103L3 102L2 104H0V106L4 104L5 99L9 98L10 101H11V104L13 103V104H12V107H15V105L17 106V108L19 107V108L16 109V110H19L20 108H21V110H23V109L26 107V108L24 109V112L19 110L18 113H21V114H23V113H25V114H29V113L26 112V109H27V111H28V110H31V111L33 110V107H30L29 105L32 106V103L35 101L34 103H35V104L38 103L37 105H38V108H39V105H40V102H39V101H44V103H45L44 106H47V107H48V106H51V109L49 108L50 110L48 111V109H47V107H46L47 110H45V107H43V105H40L44 110H43L42 108H39V111H40V110H41L40 112H42V111H43V112H44V111H45V112L48 111V113H47V112H46V113L50 116V113H51L50 111L54 109L55 111H52V112H54L55 115H56V113H57V115H56V119L58 118V119L55 120V121H58V122L60 121L59 123H61V122H62L61 120H63V122H62L60 125H59L58 122L56 123V122L54 121L56 124L53 122L54 125L49 126V125H47V124H45V123H41V124H40L39 122H38V123H34V122L32 123V121H29V120H25V121H23L22 118H21V119H17V120H13V121H12V120H11V121H5V120L3 119V118H4L3 115H2V114L0 115V116L2 117V118L0 117V122H1V120H2V122L4 121V123H6V126H5L4 123H2V124L0 123V125L3 126V129H4V130H5V128L7 127L6 131H3V129H2V131H3V132H2V131L0 130V135H1V136H0V196L3 198V202H5V203H4V206H5V216H6V217H5V225H4V226H7L6 228L9 227V230L11 229V226H12L13 224H14V225H13V228H16L17 220L19 219V213H18V211H17L18 208H19V206H20V200H19V198H18V197H19V196H18V190H19V187H21V186L19 185V182H20V184H21V181H18L19 179H20V180H21V179H24V180L26 179L25 181H24V180L22 181L23 184H21V185H24L25 182H26V181H29V180H30V181H31V180H33V181L36 180V181H34V182L40 181V180H38V179H39L38 176H39V174L42 173V171H43V168H42V164H43V162H44V161H53V160H54V161H58V160L61 158V157H59V156H61L62 151H63V153H64V154H62V156H63V155L65 156V155H67V154H65V153H67L66 150L70 149V151H71V150L74 148V149L71 151V152H73L77 146H78V148L81 147V146H83V147H89V150H93L94 148L91 147L90 144H91V143H94V145H95L96 148L99 147V144H98V143H97V145H98V146H97V145L95 144V142H92V141H91V143H90L89 140H88L89 143H87V146H86V144L84 143L86 139L84 140L83 144L81 145V143H82V140H81V139H82V138H77V137H75L76 140H75V141L73 140V141H74V142H73V141L71 140V139H74L73 137L71 138V137H67V136H65V135L63 134V132L59 129V128H61V129L67 130L65 127H67L69 123H70V125L67 127L68 129L71 128V126H72L73 123L75 124V127H76V126L80 123V121L83 120V119L81 120V117H83V116H84L85 118L87 117V118H90V119H91L90 116H89V117L87 116V114H90V111L87 112L86 107H85L84 105L81 104V105H82V109H80V108H81V106L79 105V103L81 102V101H80V98H83V99H81V100H84L85 96H89V95H90L91 97H95L97 100H100V101H103V99H106V100H107V98H102V97H103V94H101V93H99L98 95H99V96L101 95L102 97H100V98H102V99H99L97 93L94 94V92H95L94 90H96V92H98L97 89H96V87H95V89H93V91H92V90L90 91V89L94 88V85H93L94 83L92 82V81H93V76H92V75H94V73L92 72V73H93V74H91L92 77H90V76H88V75L85 76L86 73H87V72H86L87 70H89V72H90V71H93V70H91V69L94 68L95 65H97L96 62L99 60V59L96 60V59H97L96 57L98 56L97 52L95 51V50L97 49V48L95 49V46H97V45L95 44L96 41H95V43H94L95 46H94V48L92 49V47H93V42H92V40H93V39L96 40V39H95L96 37H95V36L92 37L93 35H92V36H91V35H90V36H87L88 33H92V32H93V33L95 34V33L97 32V29H95L96 27H95L93 24L91 25V24H89L88 22L86 23L87 20H85L84 13L82 12L83 10H82L81 6L79 5L80 3L78 2V4H75V3L73 2L75 5H74V4H71ZM235 3H236V2H235ZM246 3H247V2H246ZM230 4L232 5L231 2H230ZM230 4L228 5V8H231L232 6H234V5L230 6ZM236 4H238V3H236ZM240 4H241V3H240ZM71 5H73V6L70 7ZM222 5H224V6H222ZM218 6H219L220 8H219ZM229 6H230V7H229ZM238 6H239V5H238ZM73 7L75 8V10H74ZM72 8H73V9H72ZM218 8H219V9H218ZM222 8H224V9H222ZM232 9H233V8H232ZM51 10H53V11H51ZM69 10L72 12V14L69 12ZM76 10H77L78 12H77ZM81 10H82V11H81ZM226 10H227V11H226ZM230 10H231V9H230ZM231 11H234V9L231 10ZM0 12H1L0 14L2 15V16H0V21H1L3 15H5L6 13H5V12H2V11H0ZM66 12H67V13H66ZM68 12H69V13H68ZM73 12H74L75 14H74ZM7 13H8V12H7ZM55 13H56V14H55ZM67 14H68V16H67ZM46 15H47V16H46ZM69 15H71V16L69 17ZM79 15H80V17H79ZM224 15H225V14H224ZM224 15L221 14L222 17H223ZM45 16H46V18H45ZM60 16H61V17H60ZM77 16H78V17H77ZM81 16H82V18H81ZM219 16H220V15H219ZM221 16H220V18H221ZM55 17H53V18H55ZM66 17H67V18H66ZM72 17H74V18L77 17V20L74 19V18H72ZM83 17H84V18H83ZM56 18H55V19H56ZM78 18H81V21H82L83 24L81 23L80 19H78ZM220 18H219V20H220ZM41 19H42V20H41ZM44 19H45V20H44ZM65 19H66V20H65ZM67 19H68L69 21H67ZM82 19L85 20V22H83ZM40 20H41L42 22H41ZM43 20L45 21L44 23H43ZM57 20H56V21H57ZM73 20H74V21H73ZM39 21H40V23H39ZM46 21H47V22H46ZM62 21H65V24H64V22H62ZM70 21H71V22H70ZM35 22H36V23H39V24H36ZM263 22H264V21H263ZM263 22H261L262 24H260V25H259V24H256V25H255L256 27L254 26V27L252 28L250 34H252V32H253V35L255 34L256 36L253 37V35H251V36L253 37V38H252L249 34H247V35H249V36H248V40H245L246 37H247L246 35H244V37L240 36V39H239V36H236V37H234V38H233V37H227V36H225V35L220 36L219 33H216V34H215V32H214V36H215L214 38H215V39H216L217 37L220 38V41L217 39L219 42L216 40L215 43L217 42L218 44H220V43L224 42V44L222 43V44L224 45V47H225V45H228V44H229V46H226L225 49H224V48L222 47L223 45L221 46V44H220V46H218V44L216 43V44H217L216 49L219 48V47H221L222 49L227 50V51L230 49L229 51L232 52L233 49H236V47H235V43H236V46H237V45L239 44L238 42H240V41H242L241 43L243 44V43H245V42H247V41L249 42V40H250V42H251V39H255V38L257 37V35L260 37V33H257V34H256V33H255V30H256V29H257V30H262V29H263V31H261V33H262V32L264 33V23H263ZM42 23L44 24L45 27L43 26ZM67 23H68V24H67ZM69 23H71L72 26H71ZM74 23H75V24H74ZM76 23H78L79 25H76ZM84 23H85V25H84ZM28 24H29V25H28ZM30 24H34V25L36 24V26H34V25H30ZM63 24H64V26H63ZM21 25H22V26H21ZM25 25H26V26L28 25V26H27L28 28H29V26H30V27L32 26V28H33V26H34V28H35L37 31H38V29L40 30L41 28H42L41 30H43V28H45L46 30L44 29V30H43L44 32L40 30V31H38V34H37V32H35V30H29V31H27L26 29H28V28H27ZM37 25H38V27H37ZM68 25H70V26H68ZM75 25H76L77 27H76ZM86 25H87L88 27H89V26H90V27L87 28ZM39 26H40L41 28H39ZM66 26H67V31H66V30H62V28H63V29H66ZM78 26H79L80 28H81V27L87 28V30L84 29V28H83V29H79ZM258 26H259V27H258ZM23 27H24V28H23ZM64 27H65V28H64ZM71 27H72V28H71ZM74 27H75V28H74ZM4 28H5V29H4ZM22 28H23V29H22ZM55 28H56V29H55ZM6 29H7L8 31H7ZM78 29H79V31L82 30L83 33H84L85 35L87 34V35H86L87 37H86L83 33L79 32ZM254 29H255V30H254ZM21 30H22V31H21ZM24 30H25V31H24ZM48 30H50V31H48ZM69 30H70V31H69ZM71 30H72V32L74 31L73 34H74V35H77L78 37H77V36H73L72 33H70ZM85 30L88 31V32L85 33V32H86ZM89 30H90V32H89ZM91 30H92V31H91ZM257 30H256V32H257ZM18 31H19V33H18ZM68 31H69V33H68ZM33 32L35 33L36 36L33 35ZM40 32H41L43 35L40 34ZM46 32H47L48 35H49L48 37H47V35H46V34H47ZM49 32H51V33L49 34ZM66 32H67V35H68V36L71 35V36H69V37H71V38H72V37H75V38H72V39H73V40H74V39H75V40H78V41H77L78 43H77L76 41H73V40L71 39L70 45H69V47H68V46H67V45L69 44L68 40H69L70 38H69L68 36L65 35ZM76 32H77V33H76ZM259 32H260V31H259ZM9 33H12V35H11V34L9 35ZM29 33H30V34H29ZM44 33H46V34H45L46 36H44ZM79 33L82 34V35H80ZM2 34H3V35H2ZM7 34H8V35H7ZM24 34H25V35H24ZM31 34H32L33 36H32ZM51 34H52V36H53V39H52L53 41L51 40V43H50V41H48L47 39L50 40V39L52 38ZM54 34H55V36L58 35V36L60 37V35H61V37H63L62 35H64V37H66V38L68 37V38H69V39L67 40L66 38L64 39V37H63V40H62V38L60 37V39L64 42V46H63V47L65 48V45H66L68 49H64V48H62L61 45H63V44H62V42H60L61 40H60L59 38H57L58 36H57V37H54ZM220 34H222V33H220ZM13 35H14V36H13ZM20 35H21V36H20ZM37 35H38V36H37ZM95 35H96V34H95ZM218 35H219L220 37H219ZM4 36H6V37H4ZM7 36H8V38H9V40H8ZM19 36H20V37H19ZM26 36H27V37H26ZM31 36H32V37H31ZM139 36H140V35H139ZM262 36H263V37L261 38V40L259 39V41H257V42H256V40H253V41L251 42L252 44L249 42L250 46L253 45L252 47H254V43L256 42L257 45H258V47H260L261 49H263V48H264V35L262 34ZM30 37H31V39H30ZM45 37H47V38L44 40ZM221 37H224L225 40L227 39L226 42H225L224 40H222V39H224V38H221ZM237 37H238V38H237ZM259 37H257L256 39H258ZM6 38H7V39H6ZM20 38H21V39H20ZM24 38H25V40H24ZM38 38H39V39H38ZM55 38H56V41L54 40ZM87 38H88V40H89V38H92V40H89V41H88ZM228 38H229V39H228ZM249 38H250V39H249ZM2 39H3V41H2ZM4 39H6V40H4ZM10 39H12V40H10ZM26 39H28L29 44L32 45V49H34L33 52H34L35 50L37 51V50L40 49V48H41V49H40L39 51H42V50H43L42 52H44V50L47 49L49 52H48L47 54L44 52V53H43V54H45L44 57H42V55H43L42 52H39V51L36 52V53L39 54V56H38L36 53H32V51L30 52V49H27V48H28L29 46H30L29 48H31V45H29V44L27 43L28 41H27ZM29 39H30V40H29ZM57 39H59L60 41L57 40ZM80 39L86 41V43H85L86 46L83 44L84 41H83V42H82V41L80 42ZM138 39H140V37H139ZM156 39H157V38L153 39L154 42L156 41ZM231 39H232V40H231ZM233 39H234V41H238V40H239V41H238V42H235L234 44H233V43H230L229 41L231 40V42H232ZM242 39H244L245 41H243ZM262 39H263V41H262ZM46 40L48 41L49 44H46V43H47ZM94 40H93V41H94ZM228 40H229V41H228ZM6 41H7V42H6ZM12 41H13V42H12ZM18 41H21V42L18 43ZM31 41H32V42L35 41V44H34V45H35V46L37 45V48H38V49H36L35 46H34L35 48H33V43H32ZM37 41H38L39 43H38ZM44 41H46V42H44ZM57 41H59L60 43L57 42ZM65 41H66L67 43H65ZM69 41H70V40H69ZM72 41L75 42V44L72 43ZM90 41L92 42V44H88V42L90 43ZM137 41H138V40H137ZM221 41H222V42H221ZM254 41H255V42H254ZM4 42H5V43H4ZM9 42H10V43H9ZM52 42H54V43L57 42V43H55V44H57V45H54V43L52 44ZM154 42H152V43L150 42V44H148L149 46H151V45L153 44L152 47H151V49H152V53H151V60H152V61H151V62H152L151 64H152V70H151V72L149 73V75H150L149 78H151V81H150V79L148 80V82H150V84H148V85H151V86H152V88H151V86L149 87L150 90H152V92H151V91H149V92H151V95L153 94L152 96H154L153 98H154V100L157 102V105L159 104L161 107L165 108V109L161 108V110L166 111V112H163V111H162V112L166 115V117H167V114H168V115L171 114L170 117L173 116V118L171 117L172 119H171L170 117H167L168 119H170L169 122L172 123L174 126H175V124L178 125L177 127H179V128H180V124H182V123L185 124V122H186V124H185L186 129H187L188 127H190V126H187L189 123L191 124V126H192V124H193L192 127L195 129V131L192 130V127L189 129L190 131L192 130V134H194L195 132H197L200 128H201L200 131H201V132H202V131L204 132V130L206 129V127H208L209 124H210L211 127H213V126L215 125V127L211 128V129L207 128L208 130L206 129L207 131L205 130L206 132H204L203 134H202L200 131L198 132V135L196 134L197 136H199V135L202 134L201 137H203V138L205 137V139H203V138H202V139H199V137H200V136H199V137H198V139H199V142H198V143H200L201 141L204 142V143H207V142H208V139H209V143L211 142V143H210L211 147H213V146H214V147H213V148H209L210 146H208V148H207V147H204L203 144L200 145V144L202 143V142H201V143L199 144V148H201L200 146H203V148H206V150L204 151L203 148H201V149L199 150L198 147H197V148H198L197 150H199L201 153L208 154V151H210V149H212V150H213V153H211L210 155H212V154L214 155V149H215V151H216V150H219V152H218V151L215 152V155L217 154L218 156L216 155V157H218V158H219V154H220L221 152H224V151H225V152H227V154H229V158L233 157V159H234V156H236V154H238L237 152H239V154H240V153H241V154H245V153H246L245 151H248V148H249L250 146L252 147V145H254V144H252V143H257V142H259V141H257V139L254 138V137H255V136H254V133L256 132V130H257L258 128L256 129V127L254 128L253 126H257V127H258V123H259V125H260V126H259V129H260L261 127L264 128V127H263V126H264V122H263V121H264V115H262V116L260 115V114H261V111H260V108H259V107L257 108V106H258L257 104H255L253 107L248 108V106H246V105H247L246 102H247V99H248L247 96L242 95L243 93L238 92V91L240 90V84H242L241 81H244V79L241 80V77L243 78V76L240 77V75H242V74H240V73H242V72L244 71V68H246L245 70H246L247 72L249 71V70H247V68H249L251 71H253V70H252V69H253V66H254L255 68H256V66H255V65H250V63H252V62H251V56H252V60H253L254 58L257 59V60L255 61V63H254V60H253V63L256 64V62H257V61L259 60V58H260V57H259V56H260V53L264 52V49H263V51H261L260 48H259L258 50H255L254 48L252 49V48L249 46V44H247V43H248V42H247L246 44L248 45V47H246V49L244 48L245 51H246V53H245L244 49L242 48L243 46H242V45H241V46L238 45L239 48L237 47V49L242 48V49H243V52H241V50H239V52H238L237 49H236V50H234V51H235V55H234V53H233V54L231 53L232 55L230 54L229 56L227 55V56L229 57L230 60H231L230 57L232 56V57H233L232 60L234 59V62H233L232 60H231V62H229L230 60H228V59H227L228 57L226 56V53H227V52H222V51H224V50H222L221 48H219V49H220V50H219L220 52L217 51L218 49L216 50L217 53H216L215 50H211V51H210V54H211V53H215V54H217V58H218L219 56H221V55L218 56V53H220V54L223 53L222 56H223V55H225V56H223V58H222V57H220V58H221L222 62H224V63H225V62H229L228 64H230V63H232V62H233V63L241 62V64H233V63H232V64H233V65H231L232 67H231V66H228V65L226 64L228 67H227V68H224V66L221 65L222 62H220V60L218 61V59H220V58H218V59H217V58L214 59V57H216V55L213 56V55H214V54H213V55H212L213 57H211V55H209L211 58H210V57L207 58V59L205 58V59H206L205 61H206L207 64L204 63V64H203L204 66H202V64H199V65H197V67H196V64H195L194 62H192V63H194V68H193V69L195 70V71H193L194 73H192L191 70H193V69H191V68L193 67V65L191 64V60H188V62H187V59H186V60L183 59V60H180V61H179V58L174 57L175 55H172V54H171L172 52H171L168 48H166L160 40L158 41V39H157V42H159L160 44L157 43V42H156V43H154ZM227 42H228V44H227ZM258 42H259V43H263V44H262V47H261V44H260V45L258 44ZM3 43H4V44H3ZM23 43H24V44H23ZM44 43H45V44H44ZM76 43H77V46H76L77 49L75 48V46H73V45H76ZM79 43H82L85 47H83V45H82V44H79ZM225 43H226V44H225ZM241 43H240V44H241ZM256 43H255V46L257 47ZM2 44H3V45H2ZM50 44H51V45H50ZM72 44H73V45H72ZM216 44H215V45H216ZM232 44L234 45L233 47H231ZM246 44H243V45L247 46ZM4 45H5V46H4ZM10 45H11L12 47H11ZM20 45H22V47H21ZM27 45H28V46H27ZM40 45H41V46H40ZM46 45H47L49 48H48ZM59 45H60V47H61L62 49L67 50V51H65V52H67V53H68V50H69V49H70L69 51H70L71 53H73V52L75 51V52L77 53V55L80 54L79 52H81V54H80L81 57H80V55L77 56L76 53L74 52L75 55H74V53L71 55V58L73 59V60H71V58H69L70 55H68L67 53H62V52H60V51H61V50H60L61 48L59 49L60 51H58ZM78 45H79V47H78ZM80 45H82V48H80ZM89 45H92V46L89 47ZM3 46H4V47H3ZM38 46H39V47H38ZM45 46H46V47H45ZM57 46H58V47H57ZM70 46H72V49H73V48H75V49L72 50ZM162 46H164V47H162ZM245 46H244V47H245ZM8 47H9V48H8ZM18 47H19V48H18ZM55 47H56V48H55ZM86 47H87V48H86ZM228 47H229V49H228ZM230 47H231V48H230ZM249 47H250V48H249ZM16 48H18V50H17ZM21 48H22V49H21ZM54 48H55L56 50H55ZM78 48H79V49H78ZM83 48H86V50H89V53H86V52H88V51H86L85 49L82 50ZM88 48H89V49H88ZM164 48H166V49H164ZM14 49H16V50H14ZM25 49H26V50H25ZM32 49H31V50H32ZM50 49H51V50H54V52H57V51H58V52H57V57H58V54H59V52H60V55H59V56L61 57L62 60L58 61V60L60 59V58L58 57V59H57V63H58V64L56 63V61H53L54 59H56V53L53 54V57H54V58H53V57H52V53H50V52H52ZM91 49H92V50H91ZM231 49H232V50H231ZM248 49H249L250 51H249ZM19 50H22L23 53H22V51H20V53H19V52H18ZM24 50H25V51H24ZM27 50H28L29 52H28ZM47 50H45V51L47 52ZM71 50H72V51H71ZM90 50H91V51L94 50V51H93V54H92L93 57H92L91 55L88 56L90 53H92V52H90ZM164 50H165V51H164ZM16 51H17L18 53H17ZM26 51H27V53H25ZM77 51H78V52H77ZM82 51H84V53H86V54H84ZM85 51H86V52H85ZM166 51H167V52H166ZM229 51H228V53H230ZM248 51H249V52H248ZM255 51H257V52L260 51V53H258L259 56L257 55V52H256V54H255ZM15 52H16L17 55H16V54L13 55ZM63 52H64V51H63ZM95 52H96V54H95L96 56L94 55ZM165 52H166V53H165ZM236 52H237V53H236ZM240 52H241V53H240ZM30 53H31V54H30ZM40 53H41V54H40ZM71 53H70V54H71ZM224 53H225V54H224ZM242 53H245V55L247 54V55L245 56V58H246V59H249V62H248V60H246V59H243L242 61H240V59L244 57V55H243V57H242ZM8 54H9V55H8ZM11 54H12V55H11ZM20 54H22V55H21L22 57H23V56L26 57L27 54H28V58H27V59H28V62L30 61L29 63H32V64H34V61H33V60L36 58V57L34 56V58H33L32 61H31L32 55H37V60L35 59V61H38V58H39V59L42 58V61L44 60L45 63H43L42 61H39V62H37V63H35V64L38 66L39 69H41V71L44 70L43 72H44L45 74L42 75L43 72L39 71V69H36V70H38V71L41 72V73H38V71H35V68H34V67H36V65L33 66V68H32L31 64L28 65L29 63H27V62H26V64L23 63L24 61H27V59L25 60L24 57L22 58V57L20 56ZM25 54H26V55H25ZM29 54H30V56H31L30 60H29V57H30ZM62 54H67L68 57H66L67 55L65 56V55H62ZM83 54L86 55L87 57H85ZM87 54H88V55H87ZM166 54H167V55H166ZM169 54H171V56H170ZM239 54H240V57H241V58L239 57ZM250 54H253V55H255V56L253 57V55H250ZM18 55H19L20 57H18V59H17V56H18ZM46 55H47V56H46ZM48 55H50V56L48 57ZM54 55H55V56H54ZM168 55H169V56H168ZM237 55H238L239 58H238V57L234 58V57L237 56ZM256 55H257V57H256ZM167 56H168V57H167ZM206 56L208 57V55H206ZM7 57H8V58H7ZM11 57H12L13 60H11ZM46 57H48V59H47L48 61L45 60ZM62 57H63V58L66 57L67 59L64 58V59H65V60H64ZM73 57H74V58H73ZM76 57H77V58H76ZM83 57H85L86 59H88V57H89V59H88L89 62H88V61H87V62L84 61L85 58L83 59ZM91 57H92V58H91ZM170 57H172L173 59H172V58L170 59ZM224 57H225V58L227 57V58L224 59ZM1 58H2V60H1ZM19 58H20V60L22 59L21 62L19 61ZM44 58H45V59H44ZM80 58H81V61L78 60V59H80ZM94 58H95V61H96V62L94 61V62H95V65H94V64H93V65H90V64L94 63V62H93V59H94ZM212 58H213V59H212ZM4 59H5V61H4ZM9 59H10L11 62L9 61ZM75 59H77L78 61H76ZM90 59H91L92 61H90ZM168 59H170V60H168ZM175 59L178 60V61H176V64H177V65L181 62V63H180L181 65L179 64L180 67L182 66V61H185V62H183V66H184L185 68H183V67H182V68H179V66L175 65V62H174ZM237 59H238L239 61H237ZM6 60H8V61H6ZM23 60H24V61H23ZM49 60H51V63L49 62ZM69 60H71V61H70V62H66V61H69ZM82 60H83V61H82ZM214 60H215V61H214ZM216 60H217L218 62H220V63H217ZM223 60H225V61H223ZM226 60H227V61H226ZM12 61H14V63H13ZM15 61H16V62H15ZM52 61L56 63V64L54 63L55 65H57L56 67H57L58 72H57V70L55 69L56 74H55V71H53L54 73L52 72V70H54V69H52V68H53V67H52V66H53ZM64 61H65V62H64ZM72 61H74V62H73V66H74L75 68L77 67V65L79 66V67H77L76 69H73V70L76 71L77 73H78V72H80L81 74L84 73V77H82L83 74L80 75V73L78 74V76H80V77L76 76L75 74H77V73H76V72L74 73V71L71 73V71H72V68H71V67H73V66H70V65H72V63H71ZM75 61H76L77 63H78L79 61H80V62H79L77 65H75V64H74V63H76ZM236 61H237V62H236ZM245 61H246V62H245ZM61 62L64 63V64L61 65V66L64 65L63 67H61V66L59 67V63H61ZM90 62H91V63H90ZM98 62H99V61H98ZM98 62H97V63H98ZM171 62H172L173 64H170ZM215 62H216V63H215ZM242 62L244 63V65L247 63V64L245 65V67H244V65H243ZM1 63H2V64H1ZM3 63H4V64H3ZM9 63H12L13 65H11V64L8 65ZM15 63H16L17 66H18V70H17V68H16V70H17L18 72H17V71H14V70H15V67H17ZM20 63H23V64H21V65H23V66L19 67V66H20V65H19ZM38 63H39V64H38ZM40 63H41V65L43 64V67H44V68H45L48 64H50L52 68L49 67L50 65H48V68H49V69H52V70L49 71V70L47 69V67H46V69L43 68V70H42V68H41L42 66L40 65ZM47 63H48V64H47ZM66 63H71V64L68 65V64H66ZM83 63H84V64H83ZM86 63H89V65H90V66H89V65L86 66L87 68L84 66V65H86ZM187 63L191 64L192 66L189 65V64H187ZM210 63H213V64L211 65ZM253 63H252V64H253ZM257 63H258V65H259V62H257ZM24 64L27 65V66H25ZM65 64H66V66H65ZM82 64H83V65H82ZM184 64H185V65H184ZM186 64H187L188 66H187ZM248 64H249L250 66H248ZM1 65H3V67L6 66L5 68H7V69L10 68V69H8V70H10V71H6L7 69L3 68ZM4 65H5V66H4ZM39 65H40L41 67H40ZM55 65H54V68H56ZM80 65H81V66H80ZM173 65H174V66H173ZM200 65H201V66H200ZM208 65H210V66H208ZM218 65H219L220 67H218ZM224 65H225V64H224ZM226 65H225V67H226ZM7 66H8V67H7ZM30 66H31V67H30ZM68 66L70 67V71H67V69L69 70V68H67ZM92 66H94V67H92ZM186 66H187V67H186ZM206 66H208V67H206ZM222 66H223L224 69L222 68ZM64 67L67 68V69H66V72H65L63 69H61V72H59V69H60V68H64ZM74 67H73V68H74ZM82 67H83V69L86 68L87 70L85 69V72L82 71V70H81ZM88 67H90V68L88 69ZM91 67H92V68H91ZM176 67H177V68H176ZM209 67H210L211 69H212L213 67H216V70L213 71V69H212L213 72H217L220 68H222V69H221L222 71H224V70L227 69V70L225 71V73L227 74L226 76H229V78H230V76L232 77V75H233V74H231V73L236 72V71L239 72V73H238V76L234 75V76L232 77V79H233L235 76L238 77V78H237L236 80H233L232 83H230V84L232 85V84H234L235 82H238L237 80L240 79V81H239L240 83H239V82L237 83V85L239 84V85H238L239 87H238L237 85H236V86H235V85H232V86L229 85L228 87H230V86H231V87H234V86H235V87H236L235 89L239 88V90L237 89V92H238V94L241 93V96H242V97H241V96H239V97L242 98L245 102H244L242 99L238 98V95L236 94L237 92L235 91V89H232V90H231V89L227 88V89H229V90H228V91L226 90V93H225V94H227V93L229 94V91H230V93H232V92H233V93H232L231 95L229 94L230 96H228V94H227L228 97H231V96H232V97L229 98V99L227 98L226 101H229V102H230L231 100H234V98H235V96H236L238 100L240 99L239 101H241L242 104H241V102H239V101H238V102L235 101V100H237V99H235L234 101H232V102H234V103L237 102V104H236V103L234 104V103H232V102H230V103H229V102H225L224 99H223V101H224V102H223V101H222V98H220V101H219V100H218L219 102L217 101L218 105H220V106L216 105L217 107H215V108L218 110V112H216L217 110H216L214 107H212V106L206 110V111H207V114H206V112H205V115H207V116L202 117V118H203V119L205 118V120L207 119V120H206V124H207L208 122H209V124H207V126H206V124H204V126H206V127H203L201 124H203V122H205V121H203V119L199 118V117L202 116V115H197V114H195V113L193 114V112H195V110L192 111V110H190L188 107H186L187 104L184 105V103H185L184 100H183L184 103L182 104L183 101L181 102V100L179 99V102H181V103L179 104V103H178V98H176V96L173 98V96H174V94H175V95H177V97L179 96V97L182 98V96H183V97L185 98V94H183V93H185L186 90H188V92L191 91V90H193V92L191 91L192 94H190V92H189V93L186 92V96H187V98H188V96H189V98H191L190 95H191L192 97H194V96L196 95V94H194V93H198V92H199L200 90H202V89H205V88H207V87H211L210 84L213 83V82H212V81H213V78H214V81H215L214 83H216L218 80L216 81V78H215L216 75H214L215 73L212 72V73H213V74H212V73H211V70H208L209 73L206 74V76H207V81H208V78H209V79L211 80V82H210V81H208V82L206 81V82H207V83H206V82L203 81V83H206V85H204V84L201 85V83H202L201 80H203V79L205 80V79H206L205 74H201V73H204L205 68H209ZM257 67H258V66H257ZM11 68H12L13 70H12ZM19 68H20V70H22V72H24L23 70H26V71H27V69H28V70L31 72V74H33V73H34V75L36 74L34 77H32L31 74L29 75L30 72H29V73H28V72H27V73L25 72L27 75L23 73V74H24V77H25V75H26V76H28V75L30 76V77H25V78H28V80L32 78L33 81H34V79H35V81H34V82L31 81L32 79H31L30 81H28V80L26 79L28 82H26V81H25L26 83H25V82H22V81L25 80V78H21V77H23V75H22V76H19V75H16L15 73L13 74V71L16 72L17 74H18V73H19V74H22V72L19 70ZM21 68H24V69H21ZM26 68H27V69H26ZM58 68H59V69H58ZM65 68H64V69H65ZM79 68H80V71H79ZM95 68H96V67H95ZM95 68H94V70H95ZM186 68H189V70H190V69H191V70L187 72ZM202 68H203V69H202ZM229 68H230V70H229ZM231 68H232V69H231ZM255 68H254V69H255ZM1 69H2V70H1ZM4 69H5V70H4ZM30 69H31L32 71L34 70L35 72H32ZM181 69H182V72H181ZM183 69H185V71H186L188 74H190L191 76H190V75H187V73H184V72H183ZM198 69H199V70H202L203 72H202V71H199ZM214 69H215V68H214ZM77 70H78V71H77ZM128 70H129V69H125V74H127V76L131 74V75H130V76H131L130 78H132V76H133V78H134L136 75H137V76L135 77V79H137V77H138V78L140 77V76L138 75L139 72H137V71L135 70V68H134V69H130L129 71H128ZM206 70H207V69H206ZM242 70H243V71H242ZM2 71H4L5 73L2 72ZM11 71H12V72H11ZM62 71H63V72H62ZM81 71H82V72H81ZM135 71H136V72H135ZM36 72H37V73H36ZM64 72H65V73H64ZM67 72H68V73L70 72V74H71L72 76L75 75L74 78L77 77V78H76L77 81H75V79L73 78L74 81H75V83L78 82V80H79V81L83 80V79H78V78H84V79H85V77H87L88 80H89V79H90V80L92 79V81H90V84H89V86H91V87L93 86L92 88L87 86V85H88V82H89L87 79H85L87 82H86V84H84V85L82 84L83 82H85L84 80L81 81V82H79V83H80V87H82V88H87V87H88V89L90 88L89 90L86 89V90H87L86 92H87V93L90 92V93H88V95H86L87 93L85 92V89H81V91L83 90V92L81 93V91L79 92L78 90H76V91H78L77 93H80L82 96L85 94V96L81 97V95H79V94L76 95L77 93L75 92V90H72V89H76L75 86H77V87H78L77 89H79L80 87H79L78 83H76L75 86L72 87V89H69V91H66V90H68V87H69V86L74 85V81H73L71 75L69 76V78H67V79L70 80V81H67V82H69L71 85H68L69 83H67V86H68V87L65 85V81H66V80H64V76H62V75H63V74H64V75H65V74L67 75ZM95 72H96V70H95ZM126 72H127V73H126ZM190 72H191V73H190ZM195 72H197L196 74H201V75H199V76H198V75H195ZM199 72H200V73H199ZM205 72H206V71H205ZM237 72H236V73H237ZM1 73H4V74H6V75H8V76H6V75L3 76L4 74L1 75ZM8 73H9V74H8ZM11 73L14 75V76L12 75L13 78L10 77ZM49 73H50V74L52 73L53 75H52V74H51V75H52L53 77H54V75H56V76L54 77V79H55V78H58V77H60V76H62V78H61V77L59 78L61 81L58 82V81L54 80L52 76H51L52 79H50V81H49V80H48V77H49L48 74H49ZM57 73L59 74V76H58ZM73 73H74V74H73ZM90 73H91V72H90ZM128 73H130V74H128ZM183 73L186 74V76H184ZM206 73H207V72H206ZM243 73H244V74H243L244 77L250 74V72H248L249 74H245V71H244ZM40 74H41L42 77L45 76V75L47 74L48 77L45 76L46 78H42V77L39 76ZM87 74H89V73H87ZM134 74H135V76H134ZM176 74H178V75L181 74V75L178 76V75H176ZM182 74H183V76H182ZM193 74H194V75H193ZM209 74H210V75H213V76H215V77L209 76ZM234 74H235V73H234ZM15 75H16L17 77H20V78H19L20 80L17 79ZM37 75H38V76H37ZM66 75H65V77H67ZM203 75H204V77H202ZM262 75H264V74H262ZM1 76H2V77H1ZM36 76H37V77H36ZM57 76H58V77H57ZM192 76H193V77H192ZM195 76H196V78H195ZM200 76H201V78H203V79H201ZM4 77H5L6 80H4ZM6 77H7V78H8V77H9V78H12V80H11V79L9 80V78L7 79ZM35 77H36V78H35ZM39 77H40V80H41V79L44 80L45 83L49 81L48 84H46L47 86L45 85V87H44L43 85H41L40 82H39L40 84L37 83V82L39 81V80L37 81V78L39 79ZM88 77H90V78H88ZM177 77H179V78H177ZM182 77H183V78H182ZM186 77H189L190 80H189L188 78H186ZM236 77H235V78H236ZM239 77H240V78H239ZM247 77H249V76H247ZM247 77H245V80L247 79ZM14 78L17 79L16 81H19V84H20V81L22 82V83H21V87H20V85L18 86V83H16V81H15ZM49 78H50V77H49ZM133 78H132V79H133ZM181 78H182V79H181ZM185 78L188 79V81H189V85L187 84L188 81L184 80ZM197 78H198L199 80H200V79H201V80L198 82V80L196 81ZM211 78H212V79H211ZM13 79H14V80H13ZM45 79H47V81H46ZM59 79H57V80H59ZM65 79H66V78H65ZM177 79H179V80H177ZM180 79H181V81H180ZM232 79H231V80H232ZM53 80H54V81H53ZM63 80H64V81H63ZM71 80H72L73 82H72ZM176 80L178 81V83L176 82ZM182 80H183V81H186V85L189 86V87H187V86L185 85V82H184V85H183V86H185V87H182V85H181V84H183V81H182ZM231 80H229V81H231ZM5 81H6V84H4ZM13 81H15V82L13 83ZM36 81H37V82H36ZM52 81H53V84L50 83V82H52ZM234 81H235V82H234ZM29 82H30V83H29ZM31 82H32V84L34 83L35 86H32ZM54 82H55V83H54ZM61 82H62V83H61ZM63 82H64V83H63ZM71 82H72V83H71ZM91 82H92V83H91ZM174 82H175L176 84H180L181 86L179 85V86H180L179 88H180V89H183V91H179L180 89H179L178 87H177L178 89H177L176 87H172V86H175V85H176ZM181 82H182V83H181ZM190 82H192V85H193V86L195 85V86L193 87L192 85H190ZM196 82H198L199 84L196 83ZM7 83H8V85H7ZM11 83H12V86L9 87V86L11 85ZM15 83H16V84H15ZM23 83H24V85H23ZM27 83H28V84H27ZM57 83H60V85H58ZM173 83H174V85H173ZM208 83H209V85H208ZM214 83H213V85L215 86ZM217 83H218V82H217ZM13 84H15V86H13ZM34 84H33V85H34ZM38 84L40 85V87L43 86L44 88L42 89V87H41V88L39 89V87H38L39 85H38ZM55 84H56V87H55ZM61 84H64V86H61ZM171 84H172V86H171ZM25 85L28 86L27 88H32L31 90L36 91V92L33 93L34 96L36 95L35 97L33 96V94H31L30 89H28V90L26 89ZM36 85H37V86H36ZM57 85H58V87L61 86V87L63 88L62 91H63L64 93H66L65 95H67V97H66L65 95H63V93H62L61 90L59 91V90L57 89V88H58ZM85 85H86L87 87H84ZM130 85L133 86L132 83L129 84V87L127 86L128 88H127V91H126V93H125L126 96H122V97L120 96V98H119V96L117 97V95L112 96L111 94H109L110 96H112V97L115 98V100H114V98H111V97H110V98L112 99L111 101H118V100L121 101V100H122L123 102H125L124 99H126V101H127L126 103H132V100H133V101H136V97H135V95H134L135 92H133V91L135 90V91H137L138 94H139V93L142 94V93H143L142 91H144V90H140L141 88L139 89V88L136 87V86H135V87H136L137 89H135L134 86L130 88ZM196 85H197V86H198V85H199V86L201 85V86H200V87H199V86L197 87ZM213 85H212V86H213ZM16 86H17V88L19 87V88H18L19 90H18V89H15V91H16V92H15V91H14V88H16ZM23 86H24V87H23ZM30 86H32V87H30ZM48 86H50V87H48ZM177 86H178V85H177ZM206 86H207V87H206ZM3 87H4V88H3ZM5 87H7V88L5 89ZM12 87H13V88H12ZM22 87H23V90L25 89V93H22V92H24V91H22V90H21V91H22L21 93L19 92L20 89H22ZM33 87H35L36 90H35V88H33ZM53 87H54V88H53ZM61 87H59V89H61ZM64 87H65L66 89H65ZM147 87H148V86H147ZM169 87H171V88H169ZM181 87H182V88H181ZM186 87L189 88L190 90H189V89H186ZM191 87H193V89H192ZM196 87H197L198 89H197ZM202 87H203V88H202ZM37 88L39 89V91H38ZM47 88H48V89H49V88H51V89L53 88L54 90H52L53 92H52V91H51V92H48L49 90H48ZM69 88H71V87H69ZM173 88L177 89V90L179 91V93L181 92V94H183V95H178L179 93H178V94L176 93L177 90H176V92L174 93L175 90H173ZM184 88H185V90H184ZM10 89H12V90L14 91V92H11V94H10ZM44 89H45V90H44ZM64 89H65V90H64ZM128 89L131 90V92H130ZM138 89L140 90V92H139ZM171 89H172V90H171ZM12 90H11V91H12ZM42 90H43V91H42ZM47 90H48V91H47ZM55 90H58L59 92H58V91L56 92ZM71 90L74 91L75 93H74V92H70ZM194 90H195V91H194ZM26 91H27V92L30 91V94L32 95V96H30L31 98L29 97V95H26ZM33 91H32V92H33ZM44 91H47V92L45 93L46 96L43 95ZM170 91H171L170 94H172V95H170V96H172V98H173V102L177 101V104H178L177 107H178V108H181V106H182V108L180 109L181 112L183 111V113L185 112L184 114H187L188 109L190 110V112H188V118L190 117V120H189L188 118H187V120H185L184 118H185L187 115L183 118L184 115L181 114V113H180V114L183 115V116L180 117V115L178 114V110H179L178 108H177V110H176L177 115H175V116H174L175 110H174V111H173V110L171 111L172 108L169 109V107H170V103H171V104L173 103L172 100H171V102H170V99H171V98L169 97V92H170ZM231 91H232V92H231ZM234 91H235L236 93H235ZM240 91H241V90H240ZM2 92H0V94H1ZM17 92H18V94H19V93H20V94H23V96L20 97V96H21L20 94H19V95H18V94L16 95ZM39 92H40V93H39ZM60 92H61V93H60ZM67 92H68V93L70 92L69 94H71V95H68ZM91 92L94 94V96L92 95ZM141 92H142V93H141ZM144 92H146V91H144ZM13 93H15L16 96L14 95V98H15V97H16V98L12 100V97H13L12 94H13ZM28 93H29V92H28ZM28 93H27V94H28ZM35 93H36V94H35ZM37 93L39 94V96H37V95H38ZM41 93H42V95H41ZM47 93H49V95H48ZM53 93H54L55 95H53ZM56 93H58L59 95L56 94ZM73 93H74V95H72ZM128 93H130V94H129V95L131 96L130 98L128 97V96H129ZM131 93H133V94H131ZM187 93H188V94H187ZM9 94H10L11 96H10ZM50 94L53 95V97H56V99H57V97H58V99H59L60 102H59L58 100H56V102H57V103L59 102V103H58L59 105H60V103H62V102H64V101H67L66 99L64 100V96H65L66 98H68V99H69V98H70V99L72 98L71 100L73 101L72 104L74 103V104H73L74 107H75V102H78V104H76V105H78L77 107H79V110L77 109V107L74 108L72 104H71L72 106H71V105L68 106V104L71 103L70 100H69L68 103H67V102H65L66 104L63 103L64 107L62 106V104L60 105L61 108L63 107L62 112H60V111H59L60 107H57L58 104H56V102H53V101H55V100H52V102H51L49 97L46 98L47 95L50 96ZM143 94H144V93H143ZM143 94H142V95H143ZM189 94H190V95H189ZM193 94H194V95H193ZM234 94H236V95L233 97ZM57 95H58V96H57ZM109 95H105L104 97H108V98H109ZM144 95H145V94H144ZM17 96H18V97H17ZM59 96H60V97H59ZM61 96H62V98H61ZM73 96H74L75 100L78 99V101H75V102H74V100H73V99H74ZM76 96H78L77 99H76ZM79 96H80V97H79ZM96 96H97V97H96ZM115 96H116V97H115ZM244 96H245L246 98H245ZM19 97H20V98H19ZM25 97H26V98H25ZM33 97H34V98H33ZM39 97H40V98H39ZM43 97H45V98H43ZM51 97H52V96H51ZM53 97H52L51 99H55V98H53ZM124 97H126V98H124ZM24 98H25V99H24ZM32 98H33L34 100H33V101L31 100V102H29V99H32ZM36 98H37V99H36ZM60 98H61V99H60ZM89 98H90V97H88V99H89ZM110 98H109L107 101H110ZM118 98H119V99H118ZM169 98H170V99H169ZM184 98H182V99H184ZM21 99H23V100H21ZM35 99H36V100H35ZM45 99H47V100L49 99V101L46 102ZM62 99H63V101H61ZM86 99H87V98H86ZM116 99H117V100H116ZM128 99H130V100H128ZM176 99H177V100H176ZM192 99H193V98H192ZM192 99H191V100H192ZM218 99H219V97H218ZM230 99H231V100H230ZM245 99H246V100H245ZM24 100H28L29 103H28V102H25ZM38 100H39V101H38ZM106 100H105L104 102H106ZM187 100H188V99H186V103H188ZM36 101H37V102H36ZM84 101H85V100H84ZM84 101H82V103L85 104ZM120 101H118V102H120ZM138 101H139V100H137L136 103H138ZM18 102L20 103L21 106H19V103H18ZM189 102H190V100H189ZM220 102L225 103V104L222 105V106L225 107V109H227V108H226V106H227L226 103H227V104L229 103L228 105H230V106H228V107L231 109V106H232V110H234L235 113L238 112V113L241 115L240 117H242V116H244V115H248V113L246 114V111L248 110V112H249V111L252 109V110H251V113L249 112L250 115H251V116H252V115L254 116L255 113H258L259 115L256 114V115H255L256 118H254V119H256V120L258 121L259 118L262 117V120H261V119L259 120V121H262V123L260 124L259 121H258V123H254V121H256V120L253 121V119H250V120L253 121V122H250V123H249V122H248L249 119L246 120V119H247V116H246L245 119H244V118L242 119L243 122H245V121L247 122V124H244V125H243V128H244V127H247V128L249 127V128H248V129H247V128L242 129V128H241L242 126H240V124L243 123V122H241L242 120H241V121L239 120V122H238V119H241V118L238 116L239 114H237V116H238L239 118L236 119V118H237V117L235 116L236 114L233 112L235 115L233 114V116H231V115H232V111H230L229 108H228V109H229L230 113H227V112H228V109H227V112H226V110H225V112H224V110L222 111V109H223L224 107L222 108V106H221L222 103L220 104ZM243 102H244V103H243ZM6 103H7V102H6ZM14 103H17V104L14 105ZM44 103H41V104H44ZM47 103H48V104H47ZM217 103H216V104H217ZM245 103H246V104H245ZM27 104H28V106H27ZM35 104H33V106H34ZM49 104H53V105H49ZM173 104H174V103H173ZM177 104H176V102H175L174 106L176 107ZM231 104L235 105V107H233V105H231ZM238 104H240V105L238 106ZM25 105H26V106H25ZM54 105H57V106H54ZM66 105L68 106V109H69L70 112H69L68 110H67V111L64 110V108L66 109V107H67ZM159 105H158V106H159ZM183 105H184V106H183ZM225 105H226V106H225ZM236 105H237V108L239 107L240 110H239V109L237 110ZM241 105H243V106H241ZM22 106H23V107H22ZM52 106H54V108H52ZM83 106H84L85 108H84ZM174 106H173V108H174ZM214 106H215V105H214ZM28 107H29V108H28ZM55 107H56V108H55ZM171 107H172V106H171ZM184 107H185L187 110L184 109ZM219 107H220V108H219ZM159 108H160V107H159ZM57 109H58V111H57ZM76 109L78 110V113H77ZM175 109H176V108H175ZM214 109H215V110H214ZM242 109H243L244 111H242ZM246 109H247V110H246ZM255 109L257 110V112H256ZM80 110H81V111H80ZM82 110H83V114H84V115H82ZM84 110H86V111H84ZM168 110H170V111H168ZM185 110H186V111H185ZM220 110H221V112H220ZM235 110H237V111H235ZM245 110H246V111H245ZM56 111H57V112H56ZM239 111H240L241 113H240ZM252 111H253V113H252ZM254 111H255V113H254ZM259 111H260V113H259ZM28 112H30V111H28ZM43 112H42V113H43ZM45 112H44V113H45ZM59 112H60V113L68 112V114H67V115H66V113H65V114H62V115L65 117V118H64V117H61L62 115H60V114L58 115ZM75 112H76V113H75ZM167 112H169V113H167ZM179 112H180V111H179ZM214 112H215L216 114H218V113L220 112L221 116H222L223 113H224V114L226 113L225 115H226V117L228 118V119H227V120H228V123H230V124L227 125V122H226L227 120L225 121V116H222V118L224 117L223 120H222V119H221V116L214 114ZM222 112H223V113H222ZM244 112H245V113H244ZM46 113H45V114H46ZM79 113H81V114H79ZM86 113H87V114H86ZM189 113L193 114V118H192V115L189 116ZM199 113H200V112H199ZM243 113H244V115H243ZM51 114H52V113H51ZM69 114H70V115L72 114L73 116H74L75 114L81 115V116H78V115L76 116L78 119H79V117H80V121H79L75 116H74V117H73V116L71 117ZM85 114H86V115H85ZM175 114H176V113H175ZM208 114H209V115H212V116H208ZM224 114H223V115H224ZM52 115H53V114H52ZM52 115H51V119H52V117L55 119V116H54V115L52 116ZM178 115H179V117L181 118V120H182L181 122H182V123L179 121L180 119H178V117L176 118V116H178ZM194 115H195V116L197 115L196 117L199 118V119L201 120V124H200V122H199V121H200L199 119L196 120V118H194ZM250 115L248 116V118L251 117ZM57 116H60L61 118H60V117H57ZM68 116H69V117H68ZM228 116H231V117H233V119L235 118L236 120H232V118H230V117H228ZM253 116H252V118H253ZM255 116H254V117H255ZM259 116H260V117H259ZM84 117H83V118H84ZM62 118H64L65 121H66L67 123H64L65 121H64V119H62ZM66 118H67V119H66ZM69 118H70V119L72 118V120H70ZM73 118L76 120V121H75L76 123H75V122H72V123H71V121L74 120ZM191 118H192V119H191ZM208 118H209V119H208ZM210 118H213V119L215 118L216 120H215V119H214V120H215L216 123H217L218 119H219V120H222V121H221V122H218V123H217L218 125L214 124V125L212 126L211 123H213V122H211V120H213V119L210 120ZM217 118H218V119H217ZM229 118H230V119H229ZM257 118H258V119H257ZM25 119H26V118H25ZM173 119H175V122L173 121ZM52 120H53V119H52ZM69 120H70V122H68ZM87 120L89 121V119H87ZM87 120L84 119V120H83L84 123L82 122V123H81L82 125L80 124L81 126H77V127H78V128L80 127V128L87 129L88 124H89V122H90V121L88 122ZM177 120H178L180 123H179ZM183 120H185V122H184ZM193 120H194V122H193ZM195 120H196L199 124H197V123L195 122ZM214 120H213V121H214ZM230 120H231V122H230ZM20 121H22V123H21ZM27 121H28V123H26ZM77 121H78L79 123H78ZM85 121H86V122H85ZM176 121H177V122H176ZM187 121H188V124H187ZM189 121H191V122H189ZM202 121H203V122H202ZM232 121H233V122H232ZM235 121H236V122H235ZM257 121H256V122H257ZM17 122H19V123H17ZM29 122H30V123H29ZM87 122H88V123H87ZM173 122H174L175 124H174ZM210 122H211V123H210ZM225 122H226V123H225ZM237 122H238L239 124H238ZM246 122H245V123H246ZM7 123H9V125H7ZM14 123H15V124H14ZM16 123H17V125H16ZM77 123H78V124H77ZM86 123H87V126L84 125V124H86ZM194 123H195V127H194ZM233 123H234V124H233ZM235 123H236V124H235ZM18 124H19V125H18ZM22 124H24V125H22ZM29 124H31L32 127H30ZM37 124H38V125H37ZM39 124L42 126L41 128H39V127H40ZM65 124H66L67 126H66ZM74 124H73V126H74ZM184 124H182V125H184ZM219 124H221V125H219ZM222 124L225 126L224 128L222 127V126H223ZM225 124H226V125H225ZM252 124H253V126H252ZM14 125H15V126H14ZM21 125H22V126H21ZM27 125H28V126H27ZM35 125L37 126L38 129H37L36 127H35V128L33 127V126H35ZM62 125H63V126H62ZM83 125L86 126V128H85ZM197 125H198V127H197ZM199 125H200V127H199ZM229 125H230V126L232 125V126L229 127ZM233 125H234V126H233ZM236 125H237V127H236ZM241 125H242V124H241ZM246 125H247V126H246ZM248 125H249V126H248ZM2 126H1V127H2ZM23 126H25V127H24L25 129L27 128L26 131H25L24 128H21V127H23ZM43 126H45V128H44ZM53 126H54L55 128H56V126H58V129L56 128V131L58 130L57 132L55 131L54 128H53V129L51 128V127H53ZM73 126H72V127H73ZM185 126H184V127L182 126L181 129H183V130L187 133V135H188V131H187L188 129L186 130V129H185ZM201 126H202V127H201ZM210 126H209V127H210ZM219 126L222 127L224 130H227V129H228V130L231 129V130H230V131L227 130L228 132L225 133L226 131L223 132V129H221ZM250 126H251L252 128H254V129H252ZM4 127H5V128H4ZM14 127H15L16 129H15ZM18 127H20V130L23 129V132H24V131H25V132L23 133L22 130L20 131ZM46 127H48V128L46 129ZM75 127H73V128H75ZM77 127H76V128H77ZM196 127L199 128V129L197 130ZM227 127H229V128H227ZM232 127H235V129H237V130H238V128H239V129L241 128L242 131L244 130L243 133H244V134H247V133H248L249 136H248V134L243 136V133L240 132V133H242V134H240L241 137H239V133H238L234 128H233V129H234V130H233ZM13 128H14V129H13ZM49 128H50V130H49ZM215 128H217V129H215ZM218 128L221 129L222 133H225V138H226V139L229 138V137H228V134H230L234 139L236 138V140L233 139V140L236 141V142L239 140L237 137H239L240 139H242V137L247 138V142H246V140H245V142H246L245 145H246V147H248V148H246L245 145H243L244 142L241 143V142L244 140V138L241 140V142H240V140H239L240 143L237 142L238 144H237L236 142H234V141H233L234 144L229 142V143H230V144H229V145H230V149H232L233 145H234V147L238 148V149L233 148V151H232V152L229 151L230 149H229V150H228V149L224 150V149H225V147H223L224 144L228 143V141H229V140L227 141L225 138L220 139V138H221V137H220V138H219L220 141H223V142H221V145H219V146H218V145H215L216 142H218V140H219V139H217L218 136H219V135H218V132H220V131H218ZM225 128H226V129H225ZM250 128H251L252 131L250 130ZM45 129H46V131H45ZM84 129H82L83 132H84V131H85V132L87 131L86 133L89 134L88 130H84ZM202 129H203V130H202ZM214 129H215V130H214ZM255 129H256V130H255ZM259 129H258V130H259ZM35 130H36V133H35ZM196 130H197V131H196ZM213 130H214V131H213ZM232 130H233V131H236V133L233 132ZM245 130H247V133L245 132ZM263 130H264V129H263ZM16 131H17V133H18V132H19V133H18V134L15 133ZM28 131H30V132H28ZM31 131L33 132V135L31 134V133H32ZM48 131H49V133H51V135L48 133ZM193 131H194V132H193ZM211 131L215 132L218 136H216V134L212 132L215 136L213 137L214 139L211 138V137H212V136H211V135H212ZM231 131H232V132H231ZM238 131H241V130H238ZM248 131H250V133L253 132V131H254V132L250 134ZM261 131H262V130L260 129V130H259V134L261 133ZM13 132H14V133H13ZM52 132H53L54 134H53ZM55 132H56V133H55ZM263 132H264V131H263ZM263 132H262V133H263ZM22 133H23V134H22ZM26 133H29V134L27 135ZM86 133H85V134H86ZM199 133H201V134H199ZM220 133H221V132H220ZM220 133H219V134H220ZM233 133H234V135H232ZM256 133H257V132H256ZM262 133H261V135H262ZM14 134H16L17 136L14 135ZM21 134H22V136H21ZM47 134H48V136H47ZM57 134H59V136H58ZM61 134H62V135H61ZM190 134H191V133L189 132V135H190ZM209 134H210V137H209V136H208L209 138L206 137V135H209ZM237 134H238V135H237ZM252 134H253L254 137H253V136H250V135H252ZM263 134H264V133H263ZM13 135H14L15 138L13 137ZM29 135H30V136H29ZM60 135H61V136H60ZM63 135H64V138H65V139H61V138H63ZM194 135H195V134H194ZM223 135H224V134H223ZM235 135H236V136H235ZM257 135H258V133H257ZM34 136H35V137H34ZM46 136H47L48 138H46ZM49 136H50L51 138H50ZM83 136H85V135H83ZM190 136H191V135H190ZM220 136H222V134H221ZM234 136H235V137H234ZM247 136H248L249 138H248ZM259 136H260V135H259ZM16 137H18V138H16ZM23 137H24V138H23ZM37 137H38V138H37ZM52 137H53V138H52ZM57 137H59V138H57ZM85 137H87V136H85ZM85 137H84V138H85ZM216 137H217V138H216ZM223 137H224V136H223ZM232 137H231V138H232ZM251 137H253L254 139L251 138ZM56 138H57V139H56ZM84 138H83V139H84ZM194 138L196 139L197 137L195 136ZM207 138H208V139H207ZM29 139H30V141H29ZM46 139H47V140H46ZM67 139H68V140H67ZM211 139H212V140H211ZM215 139H217V141H216ZM248 139H249V140H252V141H251L252 143L249 142V144H247V143H248ZM50 140H52L53 142H52V141L50 142ZM54 140H57V142L54 141ZM61 140L64 141V144L62 143ZM79 140H81V141H80V144H79V142H78ZM196 140H197V139H196ZM200 140H201V141H200ZM206 140H207V142H206ZM210 140H211V141H210ZM224 140L227 141V142L225 143ZM255 140H256V142H255ZM36 141H38V142H36ZM71 141H72L73 143H71ZM213 141H215V142H214L215 144L213 143ZM40 142H41V143H40ZM44 142H45V143H44ZM49 142L51 143L50 145H49ZM54 142H55V143H54ZM67 142L70 143V144H68ZM75 142H76V143H75ZM86 142H87V140H86ZM27 143H28V144H27ZM30 143H32V144H30ZM35 143H36L37 145H36ZM46 143H47V144H46ZM53 143H54V144H53ZM61 143H62V144H61ZM235 143H236V144H235ZM29 144H30V145H29ZM42 144H44V145H42ZM45 144H46V145H45ZM60 144H61V145H60ZM65 144H66V146H64ZM217 144H219V142H218ZM222 144H223V146H222ZM240 144H242V146H244V148L241 147ZM27 145H28L29 148H31V147H34V148H31V149H32V150H31V149H29V148L27 147ZM47 145H49L50 147H51V145H52V147H54V148H55V146H58V148L60 147V149H61L62 151H61L60 149H56L57 147H56L55 149L52 148V147H51V148H48ZM67 145H68V146H67ZM94 145H93V146H94ZM235 145H236V146H235ZM238 145H239V146H238ZM45 146H47V147H45ZM61 146H63V147H61ZM206 146H207V145H206ZM225 146H226V145H225ZM237 146H238V147H237ZM35 147L37 148L38 151L36 150ZM39 147H40L41 149H40ZM43 147H44V148H43ZM64 147H65V148H64ZM69 147H70V148H69ZM71 147H72V149H71ZM251 147H250V148H251ZM26 148H28V150H31V151H30L31 153L37 152L38 160H39V161L42 160V158L44 159V158H45V155H46V156L48 155L50 149L52 150V151H51L52 153H53L54 150H56V151L60 150V151L57 152V156H58L59 158H58V160H56L57 158L54 156V154L56 153L55 151H54L53 154H51V152H50L49 154H51L52 157H51V155H49V157H51V159L55 157V159H52V160H51L49 157H47V159L45 158L44 161H43V160L40 161V162L42 163V164H41L40 162L37 161V155H35V156H36V157H35V156H31V155H33V154H29L30 152H25V151H28V150H26ZM63 148H64V149H63ZM66 148H67V149H66ZM92 148H93V149H92ZM96 148H95V149H96ZM241 148H242V149H241ZM245 148H246L247 150H246ZM42 149H43V150H42ZM53 149H54V150H53ZM234 149H235V150H234ZM240 149H241V150H240ZM33 150H35V151L33 152ZM64 150H65V151H64ZM76 150H77V149H76ZM76 150H75V151H76ZM201 150H202V151H201ZM207 150H208V151H207ZM212 150H211V151H212ZM236 150H238V151H236ZM243 150H244V151H243ZM47 151H48V153H46ZM39 152H40V154H39ZM41 152H42V153H41ZM44 152H45V153H44ZM60 152H61V153H60ZM68 152H69V150H68ZM71 152H69V153H71ZM76 152H77V151H76ZM242 152H244V153H242ZM58 153H59L60 155H59ZM209 153H210V152H209ZM218 153H219V154H218ZM26 154H27V155H26ZM28 154H29L31 157H30ZM34 154H36V153H34ZM43 154H44V157H43ZM227 154H225V153H224V155L221 154L222 156L220 155V159H221V158H222V159L224 158V159H223V160L221 159L220 161H224L225 159H228V155H227ZM39 155H40V156H39ZM41 155H42V157H41ZM55 155H56V154H55ZM213 155H212V156H213ZM215 155H214L213 157H215ZM20 156H21V158H22V161H21V159L19 158ZM23 156H25V157H23ZM53 156H54V157H53ZM127 156H128V155H127ZM223 156H225V157H223ZM12 157H13V158L15 157V158H14L15 161H17V162H18L19 164H21L22 166L19 165V164H17V162H15V163L13 164L14 161H10V160H12ZM39 157H41V158H39ZM122 157H124V155H123ZM122 157H121L119 160H124V159H125L124 161H126L127 163H129V165H132V164H133V162H134L133 160H135L136 164L139 163V162H141V161H139V160H141V159L137 160V161H138V162H137V161H136V158L134 159V158H131V157H129V156L126 158V155H125V158H124V159H123ZM226 157H227V158H226ZM17 158H18V160L21 161L22 163L19 162L18 160H16ZM35 158H36V159H35ZM130 158L133 159V160H131ZM153 158L155 159V157H153ZM218 158H217V159H218ZM6 159H9V160H7V163H8L7 165H9V166H8L9 168H10V165H11V168H10L11 171H5V169H3V167H4V168L6 167V170H7V165L4 163ZM14 159H13V160H14ZM154 159L151 158V161L149 160L150 163L154 162V163H152V164H150L149 161H147L148 164H149L150 166H148V164H147V167H146V164L144 165L145 162L142 163V164L147 168V170H144L145 167H144L141 163H139V164L142 165V168H141V166H139V168L143 169V167H144V169H143L142 171H147V172H148V174H147V172H146V173L143 172V173L145 174L144 178L147 177V176L149 175V171H150V168L152 169V166H153V168L156 169V171L158 172L157 174H158V175L160 174V176H161V173H162L161 170H162V168L164 167L163 165L166 164V163H164V162H167V161L164 160V162H163L164 164H163L162 162H159V163L161 164V166H163V167H160L161 169L159 168V169H160V173H159V171H158V170H159L158 167L156 168V167H154L155 165H153V164L156 163L155 161H157L158 159L155 160V161H152V160H154ZM23 160L26 161V162L24 163ZM34 160H35V161H34ZM9 161H10V162H9ZM32 161L35 162V163H34L35 165H34V164H30V163H32ZM36 161H37L38 164L36 163ZM124 161H123V162L121 161L122 163H124L123 165L121 164V162L117 161V162H115L116 165H113L114 163L112 164V167L114 166V167L116 168V170H117V169L119 170V172H120L121 169L123 170V168H124V171H126L125 167H126V164H127V163H125ZM128 161H129V162H128ZM130 161L132 162V164H130ZM11 162H12V164H13L14 167H17V168L20 167L21 169H23L22 167H28V166L30 165L32 169L35 168V169H34L35 171H36V168H37V172H36V173L39 172V174L37 175L36 173H34V175H35V174H36V175H35V176L33 175V178L31 177V179L26 178V177H25V174H24V175H23V174H22V175H21V174L18 175V173H17L16 171L18 170V172L20 173L21 170H19V169H17V168H16V170H15L14 168H12L13 166H12ZM118 162L121 164L120 166H119V163H118ZM39 163H40V164H39ZM157 163H158V161H157ZM4 164H5V165H4ZM15 164L18 165V166H16ZM27 164H29V165L27 166ZM36 164H37V166L40 165V166H41V169H40V166L37 167ZM136 164H133V168H130L129 165L127 164V166L129 167V169H130L131 171L129 172V170H128V168H127L128 171L125 172V174H123V175H122V173H123L122 171H121V173H120L121 175H120L117 171H115V169H114V171H113V168H112V172H117V173L119 174V175H118V174L115 173L116 175H118V178L116 179V181L119 180L120 183H121L122 180H120V179H121L124 175L126 176V173H128V172H129V173H128V174H129V177H130V175H131L130 179H131V178H135V177H132V176L135 175V174L133 175V173H134L135 171H137V172H136V175L138 174L137 177H138L139 175H141V174H142V173H141L142 171L139 172L141 169H140V170L138 169V165H139V164L137 165V168H136L137 170L134 169V168L136 167ZM160 164H158L157 166H160ZM162 164H163V165H162ZM183 164H184V166H183V168H184V167H185V163H183ZM23 165H25V166H23ZM32 165H33V166H32ZM134 165H135V167H134ZM186 165H187V164H186ZM2 166H3V167H2ZM30 166H29V167H30ZM117 166H119L120 169L117 168ZM165 166H166V165H165ZM121 167H123V168H121ZM131 167H132V166H131ZM185 168H186V167H185ZM13 169H14V170H13ZM132 169H133V171H134V170H135V171L132 172ZM157 169H158V170H157ZM164 169H165V167L163 168V170H164ZM189 169H190V167H189ZM12 170H13V171H12ZM138 170H139V171H138ZM148 170H149V171H148ZM163 170H162V171H163ZM176 170H178L177 167H176ZM154 171H155V170H154ZM14 172H16L17 174L15 173L16 175H14ZM21 172L24 173V170L21 171ZM138 172H139L140 174H139ZM150 172H152L151 174H153V171H152V170H151ZM130 173H131V174H130ZM164 173H165V171H164ZM164 173H162V175H163ZM115 174H113L112 177H114ZM146 174H147V176H146ZM155 174H156V173H154L153 175H150V178H149V177H148V178L151 179V176H154ZM157 174H156V175H157ZM13 175H14V176H13ZM20 175H21V176H20ZM136 175H135V176H136ZM15 176L17 177V179H18L19 176H20V177H19V179L17 180V179H15V178H16ZM22 176H24V177L21 178ZM121 176H122V177H121ZM125 176H124V177H125ZM127 176H128V175H127ZM127 176H126V177H127ZM141 176H142V175H141ZM163 176H164V177H163ZM163 176H161V177L154 176V177H155V179H156L157 177L160 178V181L163 179V180H162V182H163V181H164V178H165L166 175H163ZM39 177H41V175H40ZM116 177H117V176H116ZM116 177H114L113 179L111 178V179H112V180L110 179L111 181H109V180H107V181H109L110 184H111V183H113V182L115 181V178H116ZM119 177H120V179H119ZM137 177H136V179L133 180V183H132V184H131L132 181H130V179H128V180L126 181V185H127V182L130 181V183L128 182L127 188H130V189L132 188L131 190L136 191V193H137V192H141V191L143 190L142 188H145V189H146L145 184L147 183V181L149 182V179L146 180L147 178L144 180V178H140V176H139L138 178H137ZM154 177H152L153 179L150 180L151 183H152V181H153V183H152L151 185H149V183H147V184L149 185V187L152 186V187H151L152 189H153V187H155V186H156V187H157V186H160L161 183H162V182L160 183V181L158 180V178H157V180L155 181ZM162 177H163V178H162ZM166 177H167V178H165V180L169 179L168 176H166ZM177 177L180 179V176H179L178 174H177ZM177 177H176V178H177ZM185 177H187V176H185ZM185 177L183 176V177H181V178H184V179H185ZM200 177H201V176H200ZM37 178H38V179H37ZM127 178H128V177H127ZM139 178H140V180L143 179L146 183L142 184V183H143V182H142V183L140 184L141 181L139 180ZM170 178L173 180L174 177L171 176ZM40 179H41V178H40ZM122 179H124V180H123V184H125V178H122ZM199 179H201V178H199ZM41 180H42V179H41ZM143 180H142V181H143ZM172 180L169 179V183H170V181H171V183H172ZM174 180H176V179L174 178ZM116 181H115V182H116ZM119 181H118L117 183H119ZM136 181H137V182H136ZM138 181H140V182H138ZM157 181H158V182H157ZM178 181H181V179H180V180H177L176 183H175V181H174L172 184L175 185V184L178 183ZM156 182H157L158 184L160 183V185H158ZM164 182H166L165 184H167L168 186H170V189H169V191H170L171 188H172L174 185L172 186L171 183H170V185H169V183H168L167 181H164ZM181 182H182V181H181ZM188 182H190V180H188L187 183H188ZM17 183H18L19 186H17ZM117 183H115V184H117ZM26 184H27V183H26ZM113 184H114V183H113ZM113 184H111L112 186H111V185H109V186H110L114 191L108 189V193H109V190H110L111 195H114V197L116 196V197H115V198H116L115 200L118 199L117 201H118V203H120V204L122 205L121 207H123V206H124V207H125V206L128 207V205H129L128 209L131 210L132 208H130V207H132V204H133L134 212H137V213H139V211H138V210H139V209H138L139 206H138V205H140V204H142V203L144 204V202H141V201L144 200V199L146 200L147 198L149 199V197L151 198V197L154 195V193H150V192H151L150 190H149L150 192L148 193L147 190L149 189V187H148L147 185H146L147 188H148V189L146 190L147 192H146L145 189H144L143 191L146 192V193H144V192H143V193H144V194H149L150 196H149V195L141 196V195H143V194H141V193H139V194H137V195H136V193H135V195H134V192H133V194H132V192H131L130 189H127V191L129 190L131 194L128 193V192H125V193L123 194V192L126 191V186H124V185L121 183L122 186H121L120 184H117V185L114 186V188H113ZM115 184H114V185H115ZM133 184H134V186H131V185H133ZM135 184H136V185H135ZM153 184H157V185H153ZM119 185H120V188L122 187L121 190H120V188H118ZM129 185H130V186H129ZM139 185H143L144 187L141 188ZM163 185H164V184H163ZM167 185H165V186H166V187H165L166 190H165V189H162V192H163V194L166 192V194L169 195L170 192H169L168 189H167ZM117 186H118V187H117ZM128 186H129V187H128ZM136 186H138L139 188H133V187H136ZM106 187H107V186H106ZM17 188H18V189H17ZM107 188H108V187H107ZM116 188H118L117 191H119V190H120V191H119V192H116V190H115ZM161 188H162V185H161ZM161 188H160V189H161ZM163 188H164V187H163ZM168 188H169V187H168ZM124 189H125V190H124ZM139 189H140L141 191H139ZM53 190H54V189H53ZM53 190H52L53 193H51L50 198H51V201H52V202L54 201L53 204H54L55 206H58L59 203L57 202V200H58V199L60 200L61 197L58 198L59 196L56 195L55 192H54ZM137 190H138V191H137ZM154 190H155V188H154ZM163 190H165V191H163ZM111 191H112V192H111ZM122 191H123V192H122ZM167 191H168V192H167ZM113 192H114V193H113ZM120 192L124 195L123 197H121L122 195H120ZM152 192H153V190H152ZM112 193H113V194H112ZM116 193H118V195H117ZM52 194H55V196H57L56 199H55V197H53L54 195H52ZM125 194H126V196H125ZM127 194H128V196H129V194L131 195V196H130L131 198L128 197V198H130V199H128V200H130V201H129L130 203L126 202V201H128V200H127ZM15 195H16V196H15ZM138 195H139V196H138ZM164 195H165V194H164ZM135 196H136V197H135ZM140 196H141V199H142L143 197H146V198H143L141 201L138 200V204H137V197L140 199ZM165 196H166V195H165ZM13 197H14L15 200H13V203H12L11 200L13 199ZM52 197H53V198H52ZM124 197H126V198H124ZM154 197H155V198H154ZM166 197H167V196H166ZM10 198H12V199H10ZM64 198H65V197H64ZM69 198H70V200H68L67 203L65 202V200H67L68 197H66V199L61 198L60 202L62 203V205L64 204L62 201L65 202L64 207H66V206L68 207V205H69L68 202H69V201L71 202V197H69ZM135 198H136V199H135ZM153 198H154V199H153ZM4 199H5V200H4ZM125 199H126V200H125ZM131 199H132L133 202L131 201ZM145 200H144V201H145ZM155 200H156V196L154 195V196L151 198V204H154L153 201H155ZM249 200H250V202H249ZM249 200H248V201L246 200V202L244 203L245 205H244V206L242 205V207H241L242 210L244 209V210H243L244 212L241 211V213H244V214H246V216H247V220L244 221V220L242 219L243 221H241V222H242V223L244 222V223L242 224V225H243L242 228H245L246 231H247V232H245V231H243V232H244L245 234H247V238H249V239H252V238H253V239H252V240H253V243L250 242L251 240H249V239L247 240V238H246V240L249 241V243H251L250 245H252V244L255 245L256 243H259V241H258L257 238H258V237H261V236H262V233L264 232V231H263V228H264V227L262 228V225L264 226V201L262 202L260 199H258V200L249 199ZM252 200H253V201H252ZM9 201H10L12 204H14V202H15V204H14L13 206H14V210L16 209V212L14 211L16 214H15L13 211H11V210H13L12 208H10V211L8 210V208H9V206H8V202H9ZM55 201H56V202H55ZM117 201H116V202H117ZM10 202H9V203H10ZM131 202H132V203H131ZM139 202H140V204H139ZM247 202H248V204H247ZM11 203H10V204H11ZM55 203H56L57 205H56ZM118 203H116L117 206H118ZM12 204H11L10 207H13ZM66 204H67V205H66ZM120 204H119V206H120ZM127 204H128V205H127ZM246 204H247V205H246ZM119 206H118V207H119ZM135 206H136V208H135ZM8 211H9V212H8ZM10 212H12L13 214L11 213V214H12V215H11ZM6 214H8V215H6ZM9 214H10V215H9ZM13 215H15V217H12ZM7 216H8V218H7ZM9 216H11V217H9ZM238 216H241V217H237V218H238V219L236 218L237 220L235 219L236 222H237V223H235V224L241 223V222L239 221V218H240V220H241V218L245 217V215L243 216L242 214H239ZM10 218H12V219H10ZM13 218H15V219H13ZM245 218H246V217H245ZM245 218H244V219H245ZM6 219H8V220H9V219H10V220H15V221H14V223H13V222L8 221V220H6ZM16 219H17V220H16ZM8 222H10V225H11V226H10V225H9V226L7 225V224H9ZM15 222H16V223H15ZM240 226H241V225H240ZM236 228H238V227H236ZM240 228H241V227H240ZM240 228H239V229H240ZM261 229H262V230H261ZM11 230H12V229H11ZM11 230H10V231H11ZM236 230H237V232L239 231V233L236 232L239 236L243 235V232H242V234L240 235V233H241L240 230H238V229H236ZM242 230H243V229H242ZM242 230H241V231H242ZM13 231H14V230H12L11 232H13ZM262 231H263V232H262ZM244 237H245V236H244ZM244 237H243V238H244ZM255 239L257 240V242L254 244V240H255ZM9 240H10V238H9ZM242 240H245V239H242ZM261 240H264V233H263V236H262ZM5 241H6V240H5ZM247 241H245L244 243L248 244ZM6 242H7V241H6ZM6 242H5V243H6ZM9 242H12V239H11L10 241H8V242L5 244L6 247H8V246L10 245ZM7 244H8V245H7ZM11 245H12V243H11ZM248 245H249V244H248ZM8 249H11V246H10V248H9V247H8V248H5L6 251H8ZM228 250H229V249H228ZM228 250H227L225 253L223 252L222 256H220L221 254H219V256H220L221 258H220V257H219V258L217 257V258H218V259H217V262H219L218 264H238V263H239L240 261H242L244 258H248V257L252 256V253L254 252V251L251 252V250H247V251L244 252V253H243V252L241 253V252H237V251H236V254H237L239 257H240V256L243 257V259H241V257H240V258L238 257L239 259H241V260H239V259L237 258V256L234 254L235 252L232 253L233 251H231V253H230V250H229V252H228ZM11 251H12V250H11ZM11 251L9 250L8 252H11ZM84 252H85V250H83V253H84ZM80 253H81V255H84V254L82 253V251H80ZM250 253H251V255H250ZM9 254H10V253H9ZM10 255H13V253H11ZM10 255H9V256H10ZM249 255H250V256H249ZM10 257H12V256H10ZM81 257H82V256H81ZM237 259H238L239 261H238ZM218 260H219V261H218ZM237 261H238V262H237Z\"/></svg>","mask_w":264,"mask_h":264},{"label":"snow or ice","instance_id":"6c2138e0","mask_svg":"<svg viewBox=\"0 0 264 264\" xmlns=\"http://www.w3.org/2000/svg\"><path fill=\"white\" fill-rule=\"evenodd\" d=\"M39 166V165H38ZM42 182L50 183L55 193L60 197H71L68 205V219L75 223L85 210L92 212L93 195L87 177L80 166L79 153L73 151L67 156H62L58 161H44L41 173ZM190 182L185 184L176 192L178 200L183 202L187 208L194 210L201 201L204 188L197 178L196 169L189 174ZM178 183H183L178 181ZM103 222L106 228L105 236L101 237V245L107 240L109 243L119 244L120 239L113 238L111 227L114 223L112 212L107 210L103 213ZM179 225L161 226L158 236H151L148 239L165 246L164 236H175L179 231ZM92 264V262H90Z\"/></svg>","mask_w":264,"mask_h":264}]
</instances>
